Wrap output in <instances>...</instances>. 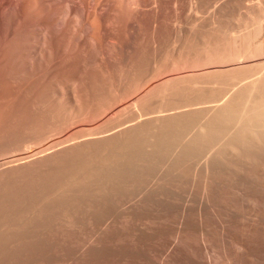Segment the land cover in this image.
Masks as SVG:
<instances>
[{
  "label": "rangeland",
  "instance_id": "obj_1",
  "mask_svg": "<svg viewBox=\"0 0 264 264\" xmlns=\"http://www.w3.org/2000/svg\"><path fill=\"white\" fill-rule=\"evenodd\" d=\"M206 1L201 0V2H202L201 3L200 0H198V1L197 0H96L95 3H93L92 0H0V159L3 158L0 160V163H1L0 164V264H160V263L161 264H209V263L210 264L211 263H214V264H230V263L231 264H264V229H263L264 228V226H263L264 225V217H262V216H264V211H263L264 206H262V205H264L262 203V202H264V194L261 193V195H260V193L258 194L255 191L256 190L255 189V183L256 184L259 183L258 178L260 176H261L260 177L261 179L259 178L260 183L264 184V176H263L264 175V171H263L264 168H262L264 166L261 164V163H263L264 159L262 160V157H260L262 161H260V162L258 161V162L261 164V166L259 165L257 167L256 164H259V163H256L257 162V160H256L257 156H254V158H255V161H254L252 153H250V151H249V153H248V151H246V150H248V148H247L248 146H246L248 144H247V140L246 139L243 140V138L247 137L248 133L245 134V133H243L244 131L242 130L243 131L242 133L245 134V136H243L238 132L240 135L237 134L236 137L240 136V137H237L240 139H239V141L238 140L234 141L236 143L238 141L240 144L244 143V145L242 144V147L244 146V150L246 152L243 151L242 153H240L242 150L240 152L238 151L241 149L240 144H239L240 148H239L238 144H237L238 146L236 147L234 145L235 143H232L234 146L231 145L229 148H227L228 147L227 146L228 144H227L226 145L227 147H225V148H227L226 154H228L227 155L228 158L224 154L223 159H225V157H226L228 159V161L230 160L232 162L231 159H233L234 161H237V159H234L233 157L236 154H237V156H239L238 153H240V156H242V158H243V155H244L243 153H245V155H247L248 159H250L249 157L252 155L253 160L251 159V162L248 160L249 161L248 162L245 158V155H244L245 159L244 158L243 159L241 158V159H242V161H244V160H246V161L240 162L241 160L237 157L238 160H240L239 163L241 165V169L243 168V163H244V169H242V170H244V172L242 173L241 170L237 171L238 167H239L238 169H240V165L238 164L239 166L237 168L235 167L236 170L233 169L236 172V174L234 171L229 173L227 175V180H226V183L224 185L221 184V181H220L221 176H220L218 170H216V168H215V172H214V170L206 172V170H204V168H202V167H201L202 169H200L199 166L200 165L202 166L201 161L204 160L203 159L204 157L202 158L200 156V158H202V159L199 160L200 161L199 164L195 163V160L197 158L196 159L192 158L194 160V161L192 160V167L194 166L193 168H195L196 165L197 166L199 165L198 166L199 168L197 167L194 169V171H196V172H193V170H192L193 168L190 165L191 159L187 160V158H189V157L191 158V156H190L191 153L188 152L189 150H187V152H186V153L190 154V155H188L189 157H186V155L184 154L185 152L183 151V155L185 157L183 155H181L182 158H180V159L177 158L181 154V153H178L179 148L176 151L177 153L173 150V153L175 152L177 157L174 156L175 154L172 155L171 156L172 158L175 157L173 159V162H172V160H170L172 158L169 157L170 153H168V154L166 153L165 155L163 154V153H165L163 150L166 149V147H167L165 145L166 147L165 148L163 147L164 149L162 148L159 150V151H161V150L163 151L162 153H160L161 154L160 158L159 159L156 158L157 154H159L157 149H158V147L162 146V145H159V142H160V144H163L161 142L167 140V139H164V140L160 139V141H157L155 139V137L156 136L158 137L159 135H161V136H159V138L160 137L163 138L164 134L160 133L158 135L159 132L156 133V130H155V133L157 135L151 134L152 131H150L149 127H148V130L151 133H149V131H147V132L150 134V136L146 131H145V134L147 133L148 136H146V135L144 136L146 139H150L149 137H151V139H152V136L156 135L153 137V140L154 141L156 140L157 144H158L157 146H156V143L154 144L156 147L153 146V143H151L153 140L152 141L150 140L151 141V142H149L150 144L148 142H145L147 145L148 144L152 145V147L155 149V155L156 156L153 157L154 156L153 155L152 159H151V157L148 159V156H150L149 153H154V150H153V148H151V146L149 147L145 143H142L144 141L143 139H145V138L143 137V139H142V137H141L142 142L140 143V145L138 144L139 142L136 143V145L137 144L139 145L138 148L141 147V145L143 144V145H145V147H148V150L149 149L153 150V151L151 150V152H149V153H147L148 151H146L145 153L148 154V156H147L144 153V151L142 150L143 148L141 147L142 148L141 149L142 154L140 155V157H142V155L144 156V154H145L146 156H144L143 158L147 157V160H140L142 158L137 160L138 158H136V159L133 158V157H135V155L137 156V151H138V148H137L136 153H134L135 151L132 150L133 149L132 147L135 145V143L131 139L127 138L126 132L122 133V131H119L116 133V130L118 131L117 128L120 129L121 127L124 126L122 122L125 121V123H127V122L135 119V118L130 119L131 117H136V118L138 117V119L140 117H142V118L144 117L145 120L142 119L144 121H147L146 120L147 116H148L147 117L148 121L149 120L150 121H156L157 119H160V118H155V117L159 116L158 113H160V111H159V110H161L160 107L161 108L164 107L163 105L165 103H166L165 106L168 105V103H169L170 106H167V108L171 107L170 110L173 107H176V108H174V109H176V111H177V109H180L178 111H181L182 108H184V106H185L184 104L190 103V105H192V107H194L195 109L191 108L192 110H190V105L185 106L187 111H189V110L191 111V112L189 111L187 113H189V115L191 117L194 116L192 118H195V113H197L196 116L201 117L203 115L202 112L204 113V111L199 110V108H198V110H196V107H198V104L199 105L202 104V102L199 103L201 100L200 96L202 97L203 101H204V98H207V99L209 98V100L206 99L204 101L205 104H208L210 102L212 104L213 102L210 101V100H212L211 98H214V100H215V97H217L215 95L216 93H214V92H217L218 96H220L222 93V96H220L218 98H221L223 96L225 98L226 97L225 94H227L226 90L228 89V87L231 86V84L233 85V83H234V85L237 86L236 83L238 80L240 81L239 82L240 86H238V87L239 88L241 87V89H239L238 87H237L238 89H236L235 88L236 86H234V88H235L234 93H236V94H233L232 97H234V98H230L231 99L230 103L232 105H233V103H234V105H236L237 103H240L238 101H240V97L242 95L241 93H243V91L245 89V87L241 86L242 85L241 83L243 82L242 80H244V81L246 80L245 75L248 76L247 79L250 78L249 75H250V73H252L250 71L253 70V67L251 68L250 66H248V67L242 66L243 71L241 70V68L239 69V67L238 68H232V69L229 68L231 71V72H229V69L226 68L227 67L226 65L232 61L231 59L233 58L235 52H239L241 50L242 51H257L254 47L256 40L261 38L263 36L262 34L264 33V28L261 26V25L264 26V10H262V9H264V6H263L264 0H259L260 3L257 2L258 0H252L251 5L252 4L255 5L257 2L258 6L255 5L257 7V9L255 8V6L252 7V10L250 9V11H249L250 13H248L249 17L247 16L248 18L244 17L241 14L243 12L240 13V11H244L245 8H243V6H246L247 3H248L247 5H250L249 3L251 0H249V2H246L248 0H242L240 2H238V0H233V2H232V0H230V1L229 0H218V1L217 0H206ZM220 1H226V2L222 3ZM254 1H256V2H254ZM197 2H199V3H197ZM210 2L211 3L213 2V3L211 4ZM234 2H235V4H233ZM241 2H244V3H241ZM226 3L228 6L230 4V6H232L233 8L231 9L230 6L228 7L226 5ZM261 3H262V5H261ZM131 4H133V5H131ZM203 4H206V5L203 6ZM222 4H224V5L222 6ZM237 5H239V6L237 7ZM260 5L263 6L262 9H261ZM235 6L237 9L235 8ZM195 7H197V9H194ZM222 7L223 8L226 7V10L225 9L223 10ZM217 8H219V9H217ZM228 9H229V12H227ZM254 9H256L257 12ZM258 9L259 10L261 9L262 11L261 10L259 11ZM221 10L223 13L221 12ZM251 11L253 13H251ZM191 13H192V15H191ZM219 13H221V15ZM236 13H239V15L241 17H237L239 15ZM75 14L77 16H75ZM229 15L231 16L230 18L234 17V19H236L235 23H234V21H232V19L227 18V17H229ZM252 15H254V16L256 15V16L253 17ZM214 16H218V18L223 17L226 21L223 18L222 19L224 20V22L222 19L221 20L220 19L215 20L216 18ZM82 18H84V19H82ZM249 18H251V19L249 20ZM61 19H62V21H61ZM207 19H209V20H207ZM237 19H240V20H238L240 23L237 21ZM227 20H230L231 22H229V21L228 22L232 23L233 25L229 24L227 22ZM192 21L194 24H191ZM207 21H209V22H207ZM255 21H257V23H255ZM85 22H87L89 25L92 26V27L90 26L91 29L87 28V26H89V25H86ZM246 22L247 23L249 22L248 23L249 25ZM251 22L254 25L251 24ZM209 23H210V25H209ZM223 23L226 25L228 23L229 25H227V26H229V27L227 28V26H225ZM202 24H204V25H202ZM235 24H236V26H235ZM221 25H222V27H221ZM237 25H239V26H237ZM214 26H217V27H214ZM218 26H220V27H218ZM242 26H246L247 27L246 30L248 32L243 31ZM45 27L47 29L46 30L47 32L49 30H52V29L58 30V31L54 32L53 37L50 41V45H53V46H51L53 51H49V53L51 55L49 53L47 54L48 51H46V46H47L46 34H47V32L44 29ZM188 27H189V29H192V30H187ZM215 28H216V30H215ZM230 28H232L233 31ZM193 29H195L194 32H193ZM208 29H210V30H208ZM235 29H238V30L235 31ZM250 29H252V30H250ZM185 30H187L188 32H185ZM196 31H198V32H196ZM261 31H262V34L260 33ZM45 32H46V34H45ZM179 32H180V34H179ZM225 32H227V33L225 34ZM184 33H185V37H184ZM43 34H44L45 39L43 38ZM176 34L181 35L182 38L184 37V39H186V40H184L185 42L183 41V39L180 38L181 36L178 35L179 37H177ZM190 34L194 37H192ZM199 34H201L200 35L201 37L197 36ZM234 34H236V37ZM255 34H256V36H255ZM230 35H233V37L230 38ZM240 35H241V37H240ZM198 37H200L203 41H205L204 42L205 44L202 43L203 41ZM206 37H207V40H205ZM215 37L217 38V40H215L216 39ZM176 38L181 39L183 42L181 40H176ZM236 38L238 39V41ZM187 40L189 41V43ZM177 41H179L180 44L177 43ZM192 41H193V44H192ZM232 41H233V43H232ZM234 41L235 42L237 41V42L235 43ZM186 42H187V45H185ZM199 42L202 44H200ZM212 42H213V44H211ZM244 42H246V43L243 44ZM250 42L252 45L250 44ZM253 42H254V44H253ZM194 43H195V45H194ZM215 43H216V45H215ZM234 43H235V45H234ZM239 43L241 46L239 45ZM198 46L200 48L199 50H198ZM214 46H216V47H214ZM236 46H238V47H236ZM12 47H14V48H12ZM177 47H179V48H177ZM191 47H192V49H190ZM193 47H196V48H193ZM203 47L206 49H204ZM185 48H187V49L189 48L188 49L189 51L185 52L184 54H186V55L183 56V54H182L183 51L187 50ZM193 49H197L196 54L190 53L191 51L192 52L196 51V50L194 51ZM211 49H213V50H211ZM230 49L232 50L233 53L231 52ZM179 50L180 51L182 50V52H180ZM225 50L227 53H229L227 56L228 59L225 56V55H227ZM212 51H216V52H212ZM40 52H41V54H40ZM188 53H190V54H188ZM205 53H207V54H205ZM212 53H213V55H211ZM170 54H171V56H169ZM199 54H203V55L199 56ZM209 54H210V56H208ZM214 54H216L218 57ZM230 54H232V55L230 56ZM195 55L197 57H195ZM204 55L207 58H205ZM172 56H174V57H172ZM202 56H204V58ZM179 57L181 59H179ZM208 57H211V58L209 59ZM27 58H30V59L27 60ZM173 58H175L176 60ZM201 58H203V60ZM171 59H172V61H171ZM184 59H185V61H184ZM207 59L209 61H207ZM212 59H213V61H212ZM178 60L180 62H178ZM181 60L183 61V63ZM190 60H192V61H190ZM186 61H188L189 63H186ZM202 61H204V62H202ZM214 61H216L217 63ZM171 62L172 63L176 62L178 64L175 63V66H176L175 67ZM214 63L216 65H213ZM158 64H159V66L157 67ZM170 64L172 66H170ZM186 65L189 67L191 65V67L188 68ZM205 65H208V66L206 67ZM193 67H194V69H192ZM212 67L214 70L212 69ZM223 67H224V69H223ZM249 67L251 69L250 71H249ZM154 68L155 69L159 68V70L155 71ZM185 68H187V69H185ZM203 68L206 70H204ZM219 68H221V69H219ZM207 69H209V71ZM227 69H228V71H227ZM169 70H170V72H169ZM185 70L189 73H187ZM200 70H204V72L203 71L199 72ZM212 70H213V72L217 71V72H215L216 76H214V73L211 72ZM239 70H241L243 73ZM173 71H174V73H173ZM163 72H164V74H163ZM167 72L170 73V78L166 77V76H169V74L167 75ZM194 72L195 73L197 72V74H195ZM220 72H221V74H220ZM224 72L226 74L228 73V75L226 76V74H224V76H222ZM158 73H160L159 74L160 76L158 75ZM177 73L180 75H177ZM181 73H183V74H181ZM184 73H186V74H184ZM217 73L219 74V76L217 75ZM239 73L241 74V76H239L240 75ZM25 74L27 75V77ZM150 74L151 75L155 74L156 76L155 75L151 76ZM172 74H173V76H172L173 78L171 77ZM203 74H205V75H203ZM174 75H175V77L180 76L182 80L179 79L180 77L175 79ZM181 75H184V76L182 77ZM186 75H189L190 77L189 76L186 77ZM198 75H200V77ZM201 76L203 79H201ZM205 76H207V77L205 78ZM233 76H235V78H233ZM238 76H239V78H238ZM162 77L164 78L163 79L164 81L166 80V82H164L162 80ZM208 77H210V79ZM214 77H215V79L213 80ZM227 77L230 80H227ZM240 77H242L244 79L241 80ZM61 78H63V79H61ZM144 78H146V79H144ZM149 78H152V79L149 80ZM189 78L191 79V81ZM218 78H219V80H218ZM139 79H140V81H139ZM169 79L172 81H167ZM183 79L185 80L184 83L182 82V81H184ZM192 79H194V80H192ZM74 80H75V83H74ZM157 80H159L161 82L158 83L159 81H157ZM173 80L174 81L177 80V83L178 82L179 83L177 84L175 82L173 84L172 83ZM232 80H234L235 82ZM66 81L68 83H66ZM131 81H132V83H131ZM186 81H188V82H186ZM207 81H209V82H207ZM216 81H218V82H216ZM220 81H221V83H220ZM224 81L226 83L227 82L228 83L225 85ZM152 82H154V83H152ZM59 83H60V85H59ZM141 83H143V84H141ZM149 83H150V86H148ZM189 83L192 86H190ZM208 83H209V85H208ZM210 83L212 84V86ZM167 84H168V86H167ZM181 84L183 86L184 85L185 86L182 87ZM194 84L196 87H193ZM214 84H216L217 86H215ZM188 85L190 88L188 87ZM223 85H224V87H223ZM141 86H143V87L141 88ZM153 86H155V88ZM164 87L166 90L164 89ZM171 87H174V88H171ZM180 87H182V90H179ZM216 87H217V90H216ZM127 88H129V89H127ZM150 88H152V89H150ZM157 88H160L161 90L157 89ZM193 88H194V90L192 91ZM198 88H199V90H198ZM203 88L205 89L204 91H203ZM221 88H222V90H221ZM133 89H135V90H133ZM200 89H202V91ZM69 90H71V91H69ZM149 90H154V91L150 92ZM169 90L172 91L173 94H175V93L178 94L180 98H178V95L176 97V94L170 96V94H168V93L172 94V92H169ZM206 90H208L207 92H210V91H213V92H210L207 94ZM219 90H221V91H219ZM237 90L239 92L241 90H243L242 92H240L241 95L239 94V96H238ZM197 91H200L201 93H199ZM146 92H148L149 95ZM164 92H166V94ZM184 92H185V94H184ZM194 92H196V93H194ZM192 93H194V95H193L194 98L192 95H190ZM212 93L215 96H212ZM198 94H199V96H198ZM143 95H145V96H143ZM185 95L187 96L186 98H190L192 96V98L194 99L195 102L192 100V98H190L189 101L187 99H184V100H187L186 103H184L185 101L182 100V98H185L184 97ZM139 96H141V97H139ZM146 96H147V98L148 97L149 98L147 99ZM154 96H155V100L157 98L156 101L154 99L151 100V98H154ZM172 96H173V99H172ZM121 97H123V98H121ZM129 97L131 99H129ZM140 98L141 99L144 98V99L141 100ZM158 98H159V101H158ZM170 98H171V100H170ZM176 98H177V100H176ZM197 98H199L200 100H198ZM218 98H216L215 103H220L221 101H223V99L221 100ZM235 98H236V100L238 99L236 104H235V100H234V102L232 101ZM78 99H80V100H78ZM195 99L199 101V102L197 101L198 104H195L197 106L192 104V103H197ZM217 99L221 100V101L218 102ZM127 100H129V102ZM147 100L148 101L150 100L149 101L150 104L147 103L148 102ZM168 100L171 102H168ZM172 100L174 103L172 102ZM125 101H127L128 103L127 102L125 103ZM140 101H142V102H140ZM153 101H154V103H153ZM178 101H180V103H182L183 106L181 104L176 105L179 103ZM207 101H209V102L207 103ZM93 102H95V103H93ZM116 102L119 105H117ZM157 102H159L158 105H157ZM160 102H162L164 104H161ZM79 103H80V105H78ZM140 103L144 106H141ZM120 104H121V106H120ZM173 104L176 106H174ZM227 104H225L224 106L226 107ZM229 104H228V106H229ZM105 105H108V106H105ZM127 105H128V107H131V109H128ZM138 105H140V107ZM102 106L106 107V108H104L105 111L106 110L110 111L111 109L112 110L110 112L106 111L107 115L105 116L106 113L104 111H102L103 110ZM123 106L126 108H124ZM228 106H227V108H228ZM118 107H120V108H118ZM133 107H134V109H135V107L139 108L141 113H139V109H135L136 110L135 111L133 109ZM229 107H230L229 110L232 111V109H231L232 106H229ZM113 108H114V114H113ZM145 108L147 109L146 112H144ZM164 108H166V107H164ZM164 108H162L163 109V113L161 112L162 114L165 113ZM150 109H152V111ZM184 109H183V113H186V112H184ZM78 110H80V111H78ZM93 110H94V112H93ZM118 110L120 111V114H119L120 117H118V112H119ZM129 110L131 111L130 113H129ZM149 110H150V112H149ZM166 110H169V108ZM193 110L194 111L196 110L199 113L201 111L202 115L200 114L201 115L200 116L198 112H196V111L194 112ZM224 110L226 113H230V111H228V109L225 108ZM122 111H124L125 114ZM171 111L175 112L173 110H171ZM171 111H170V113H172ZM65 112H66V114H65ZM166 112L168 113V111H166ZM138 113L141 114V116ZM183 113L181 112V113H178L179 115L178 114H176V115L180 116ZM115 114L117 117L115 116ZM131 114L133 116H131ZM134 114H136V115L138 114V116H134ZM108 115L110 117H108ZM149 115H150V119H149ZM152 115H154V116L152 117ZM186 115H188V114H186ZM99 116H101V117L104 116V117L100 119ZM178 116H176L174 118H173V116H169V117L170 118L172 117L173 119H176V118L178 119L179 118ZM183 116H180V117H183ZM185 116H184V118H185ZM169 117L162 118V120L163 119L164 120L161 121V123L159 122L160 120H157V122H159V123H157L158 126L161 124L160 132L164 131L163 133H165V130L169 127V126H165V125H167V123L172 124V121L170 120ZM151 118H152V120H151ZM153 118H155L156 120ZM213 118H216V117H211V119H213ZM96 119L99 121H97ZM107 119H109V120L111 119L110 122ZM165 119L170 120V122L168 120H167L168 122H166ZM187 119H188L187 121H189V118H187ZM195 119H198V117ZM137 120H134L132 122L133 123L135 122V125H136ZM182 120L183 119L181 118V121ZM184 120H186V118ZM210 120H208V125H206L208 130H207L206 126H205L206 129H203L204 127H200L202 129V131H200L202 134H204L203 132H205V134H207V132H209V129H210L211 133L214 132V134H217V132L215 131L216 129L214 127L218 128L217 127L218 121H217V119L216 120L213 119L215 122H217V123H213L214 121L213 120L210 121ZM90 121L91 122L95 121V123L97 122L96 123L97 127L95 126L94 122H93L94 123L93 124V123H90ZM100 121L102 122V124ZM144 121H142V122L144 123ZM175 121L177 123L176 125L181 124L183 126V124L179 122L180 119H179V121L178 120H175ZM175 121H173V125H174ZM187 121H183V122L186 123ZM190 121H189L190 128L193 129V127H191L192 122L190 123ZM196 121L198 122L199 120H196ZM79 122L84 127L85 126H87V127L84 128L83 126H80V124H79V126L81 127V128L79 127L80 128L79 130H78V127H75V129L72 130L73 126L74 125L77 126L78 125L77 123H79ZM83 122L86 124H84ZM195 122L192 123V126L194 124H196L195 125V127H196L197 123H195ZM138 123L141 124L140 120ZM151 123H148V124H151ZM154 123H156V122H153L152 124H154ZM163 123H166V124H163ZM90 124H91V127H92V124H93V126H95V127H93L94 130H92L93 128L92 129L90 128ZM103 124H105V125H103ZM127 124H130V122ZM127 124H125V125H127ZM139 124H138V126H141V127L143 126V124L142 125H139ZM148 124H147V122L144 123L143 127L149 126ZM152 124H151L150 128L152 127ZM187 124H188V122L186 123L185 126L189 127V126H187ZM108 125L110 126V128ZM121 125H123V126H121ZM176 125H175V128L173 127L174 132H176V130H175L176 128L180 127V126H176ZM107 126H108V128H107ZM118 126H121V127H118ZM138 126L136 125L134 127L137 128V130L140 128L141 132H143L141 127H138ZM171 126L168 128L169 130L172 129ZM185 126H183V128L180 127L183 129V130L181 129L182 133H183L184 129H186L185 133L189 129V128H186ZM212 126L215 130L212 129ZM98 127L99 128L101 127V128L99 129ZM134 127L132 129H134ZM153 127L151 128V130L156 129L155 127H157V126H155L154 128ZM162 127H164V128L167 127V128L163 129ZM76 128H77V130H76ZM87 128L90 129V131H88ZM96 128H98L100 130V132H99V130H97V132H96V130H95ZM180 128H179V130H180ZM196 128H198V130H195V128H194L193 132H191V129H190V132L192 134L190 132L187 133V135L190 134L191 140H193L192 138L196 137L193 141L190 142L191 144H193L192 142H194L198 137H200V134H201V133H199L200 128L199 127H196ZM65 129L68 130V132ZM85 129H87V130H85ZM109 129H110V131H109ZM143 129L145 130V128H143ZM159 129H160V127H158V130ZM70 130H71V132H70ZM129 130L133 131L131 129H127L128 132H129ZM137 130L134 129V131H136V134L133 132L134 136L135 135L136 136L141 135V134H137ZM211 130H214V131H211ZM65 131H66V133L64 134ZM177 131H178V129H177ZM194 131L196 132V134L199 133V136H194L195 135ZM217 131H218V129H217ZM141 132H139V133H141ZM169 132L170 131L166 132L167 135ZM174 132L171 134L176 135V133H174ZM178 132L177 133L180 136L176 135V137L178 136L177 139L179 141H182V139L184 138L185 135H182V133H180V131H178ZM210 132L208 133L209 136L211 134ZM245 132H247V131H245ZM76 133H78V134H76ZM100 133H104V134L100 135ZM115 133L118 134L120 137L118 135L116 137ZM119 133L121 135H123V134L126 135V136H124L125 140H126V138L131 140L130 145L132 144L131 142L134 143V145L132 144L133 145L132 147L127 146L129 143L126 144V147H125L124 142L125 143L129 142V140L128 141L124 140V142L122 141L124 148H127V149L130 148V150L133 151V153H132L133 157H129V156H131V154L128 155L129 153L126 151L127 149L125 150L122 146H119V145H122L121 144L122 142L119 144H118V142H119V140H122L121 138H123V136H121ZM129 133L131 134L132 132H129ZM185 133H183V134H185ZM143 134H144V132H143ZM214 134H211V135H213V138H214ZM218 134H217V136L215 135L214 140H216V137H218ZM72 135H75L76 138H74V136H72ZM92 135H93V138L88 139V138H91ZM94 135H97L96 139H95ZM102 135H104L106 137H104ZM112 135H113V137H112ZM167 135H165V137L169 136V135L168 136ZM175 135L171 136L172 139ZM99 136L103 137V138H100ZM128 136L130 137V135H128ZM209 136L207 137L208 139H209ZM241 136H243V138ZM53 137H55V138H53ZM86 137H88V138H86ZM132 137L133 136H131L130 138H132ZM171 137H170V139H171ZM179 137L182 139L180 140ZM109 138L110 139L116 138V141H118V142L115 144V140L113 139V141H112V139L110 140ZM117 138H120V139L117 140ZM133 138L134 139L138 138V136L133 137ZM186 138H188V137H186ZM186 138H184V139H186ZM200 138H198L199 139L198 141H200ZM204 138H205V136L202 138V141H200V142L205 141L207 143V145H208V143H211L212 149L213 148L216 149V145H215L216 143L213 144L214 145V147H213L212 142H210L209 140L207 142L206 141L207 138H206V140ZM241 138L243 141L240 142ZM80 139H83V140H80ZM101 139H105V141H106V139H107V141L109 139L108 142L111 144L106 143L104 140L101 141ZM184 139H183V143L186 144L185 142L187 141V139L186 140H184ZM91 140H92V142H91ZM96 140H97V142H96ZM135 140L137 141V139H135ZM139 140H140V138H139ZM174 140H176V138ZM174 140H173V143L172 142L171 143L177 146L179 141L174 142ZM210 140H211V137H210ZM47 141H48V143H47ZM73 141L75 144L73 143ZM145 141H149V140H145ZM189 141H190V139L187 142L188 144H190ZM100 142H102V143H100ZM104 142H105V144H104ZM200 142L199 143L197 142L198 145L200 144ZM40 143H42V144H40ZM181 143H179V145L177 146V147H180V149L184 146V144H182L180 146ZM206 143H204L205 145L204 144H202V145L207 146ZM245 143H246V145H245ZM28 144L30 146H28ZM83 144H84V146H83ZM88 144L92 145V147ZM98 144H100V145H98ZM112 144H114V145H112ZM188 144L185 145L188 147V148L186 147V149H189L190 145L188 146ZM194 144L196 146V142H194ZM229 144H231V142ZM169 145H170V142H169ZM174 145H173V147H174ZM85 146H88L91 149L88 147H85ZM108 146H110V147H108ZM113 146H114V148L116 147L115 150H114V148H112ZM117 146H118V148H122V150L124 149L123 151H126L128 153V154L126 153V155H128V156H126V158L129 157L133 161L135 159L134 163L139 162L138 167H137V165L135 167L134 166L135 164L131 163L132 161L130 159H128V161H130V163L133 164V166L131 165V167L137 168L135 170L138 173H139V171H141L143 169V168H141L139 170V165L143 164L145 161H148L151 159L152 161L150 160L149 163L145 162V164L147 163V165H151L153 167H154V165H157L156 166V172H153V173H156V174H154L155 176L150 177V175H152V174H150L149 171L146 170L148 167L144 168L145 169V170L143 169L144 170L143 172L145 173L144 176L147 177L146 173L148 172V178H150V181L149 180L146 181L145 180L146 178H144L143 175H141V173H142L141 172L140 175L139 174L138 175L141 176L142 178L140 177L141 180H139L138 182L136 181L137 182L136 183L135 178L138 175H137V173L133 174L134 170L131 171L130 169H132V168H129V170L132 172L131 175H134V176H129L130 172L127 175L129 177L134 178L133 180L130 178L131 181L129 182V179H128L129 177L125 173L124 174L119 173V175H118V173L115 174L116 176L118 175L117 177L121 178L122 181L124 180L123 184H122L121 180H118L119 178L114 179V177H116L114 175V173L117 171V169L122 170V172H123L125 169H127L128 164H129L127 159L124 157L125 154L123 152H122L123 153L122 157H124V159H125V160L123 159V161H125L124 164H127V165H124L126 168L123 167V165H122L123 163L120 164L121 162H123V161H121L122 159L121 160L119 159L121 161L120 162L118 160V158H116L117 161H119L120 163H118L116 161V159L114 160V157H116V156L117 157L119 156L121 158V155H119L120 153H118V151L121 152L122 150L121 149L118 150ZM232 146H233V149L235 147L237 148V150H236V148L234 149V151L235 150L237 151V152L235 151L236 154L233 151V149L231 151L229 150L230 148H232ZM29 147L32 148L33 150L32 149L29 150ZM34 147H35V149H34ZM53 147H54V149H53ZM100 147H103V148H100ZM105 147H106V149H104ZM136 147L137 146H135L134 148H136ZM145 147H144V150H147V149H145ZM80 148H84V150L82 149V151H81ZM108 148H110V149H108ZM168 148L169 149L171 148L170 151H171V154H173L172 153V146L171 147L169 146ZM195 148L196 147H192L193 150H195ZM197 148H199V146H197ZM111 149L116 151V152H113V150H112L111 154H114V153L117 154L118 153V155H115V156L111 155V157H110V155H109L110 153H108V151L111 152L110 151ZM199 149H198V151H199ZM206 149L207 148L205 147V149H203V150H206ZM212 149L209 150V148H208L207 149L208 153H207V151H206V153L210 155V154H213L214 152H216V151H214L215 149H213V152L211 153ZM23 150H25L24 157L17 158V160L13 159L16 153L21 152ZM85 150L87 151V154L89 152L90 155H91V152L95 151L92 154H95L98 157H95L94 155L90 156L89 154L88 155L85 154L86 153ZM104 150L108 154H106V157L104 156L105 155L104 154L103 155L104 159H103L102 154L105 152H100V151H104ZM96 151L98 154L96 153ZM165 151H167V150H165ZM232 151L234 153H232ZM129 152H131V151H129ZM200 152H204V151L201 150ZM200 152L197 153L198 158H199ZM138 153L140 154V152H138ZM193 153H192V155H193ZM230 153L232 154L230 156V157H232L231 159L229 158ZM246 153H248V154H246ZM8 154H10V156H12V157L10 158V156ZM233 154H234V156H233ZM249 154H251V155L249 156ZM163 155L165 157L164 162L166 161V157H168L170 159L166 162L168 163L171 161L172 165H170L171 163L166 164V162L164 164H162V166L160 165L162 162L160 159H161V156L163 157ZM166 155H168V156H166ZM216 155H218V154H216ZM8 156H9V158H8ZM86 156H88L90 158V160H88V158ZM100 156H101V158H100ZM84 157L86 159H84ZM107 157H109V158H107ZM157 157H159V155ZM154 158H156V159H154ZM176 158H177V160H176ZM235 158H236V156H235ZM257 158H259V157H257ZM82 159L87 160V162H85ZM91 159L94 160V163H95V161H97L95 159H100V161H98L96 166L100 165L98 167H102L100 170L104 176V179H103V177H101L102 174L100 171L96 172V169H95L96 166L92 170H90L91 169L90 166L91 167L94 166V165H92L93 162H91V161H93V160H91ZM178 159L180 160V163H178V165L175 166L177 168L176 169L175 167H172V166L175 165L174 160L176 161V163H177V161L179 162ZM182 159H183V161H181ZM104 160L106 162H104ZM111 160H113V161H111ZM155 160H156L157 164L155 162H153ZM162 160H163V158H162ZM258 160H260V159H258ZM3 161L5 163H2ZM17 161H18V163H17ZM159 161H160V163H158ZM184 161L187 162V164ZM234 161H233V163H234ZM84 162L86 164H84ZM114 162H115V165H118L119 167L122 165L123 168L121 169V168H117V166H115V165L113 166ZM126 162H128V163H126ZM152 162L155 164L153 165ZM182 162H184L188 166L183 167ZM193 162L196 165H193L194 164ZM196 162H198V159L196 160ZM81 163L84 165H82ZM102 163L103 164L105 163L104 164L105 166H108V165H106V163L107 164L109 163L110 166L112 164V166H111L112 168L107 167L106 169L108 171V169L111 168L110 172L114 171V173H112L114 176L111 175L110 172H106V169L104 168L105 166H103ZM233 163L231 164V167H234L235 165L237 166L238 161H237V163L235 162V165ZM245 163H246L248 168H246ZM158 164L160 165V167L167 165V166H164L162 168V170H164V172L160 171V173H158V174H161V172H162L163 176H160L157 174V172H158L157 169L161 170V169H159L160 167L158 168V166H159ZM179 164H181L180 166L183 167L182 169H179V168H181L179 166ZM143 165L141 167H143ZM168 165L171 166V167H169L170 169L168 168ZM228 165H229V163H228ZM232 165H234V166H232ZM189 166L191 167V169ZM249 166L255 167L257 172H258L259 168L260 169L262 168L263 170L262 169H261L262 171L259 170V173H260L259 174V173L255 172V169L253 167H249ZM113 167H115L116 170H115V168L113 170ZM153 167H151V168H153ZM185 167L188 169H186ZM103 168L105 169V173H110L108 175L109 176L111 175L112 177L109 178V176L107 175L108 177H106V179H105V175H104L105 173H103V171H102ZM151 168H149V170ZM257 168H258V170H257ZM251 169L255 173H253V171ZM93 170H95V172ZM152 170H155V168ZM152 170L150 172H152ZM169 170H171V171H169ZM172 170H174V171L172 172ZM181 170H184V172H182ZM127 171H128V169H127ZM127 171H126V173H127ZM165 171L166 172L168 171L167 175H170V176H167ZM190 171L193 172V174L195 173L194 174L195 177L193 175H192V177H194L196 180L195 179L193 180V178H191L192 173H188ZM199 171H201V173ZM169 172H172L171 174L173 175L171 179H169L171 177V174H168ZM211 172L214 174V177H217V178L213 179V174ZM246 172H248L249 174L248 173L246 174ZM173 173L175 175H177V178L175 177L176 179L173 178L174 177ZM198 173H200V174H198ZM232 173H233V177L236 176L235 178L232 177ZM252 173L254 176L252 175ZM99 174H100V176H99ZM180 174L185 176V177L183 176V178L181 179L182 181L179 178V176H182ZM240 174L242 176H240ZM124 175H126V177L128 179L127 182H125L126 177ZM135 175H137V176L135 177ZM164 175H166V176H164ZM187 175L192 180L189 179L187 177ZM205 175L206 176L209 175V176L206 177L208 180L206 179L204 181L203 178H205ZM246 175H247V177H246ZM248 175L250 177H248ZM97 176L99 178H97ZM157 176L158 177L159 176L164 177V179L163 178L160 179L164 182H161L160 180H158L159 178ZM100 177H101V179H100ZM199 177H200V179H199ZM238 177H240V179ZM242 177H244L246 179L244 180V178H242ZM255 177L256 178L258 177V178L256 179V181L253 180L254 181V184H253L252 178L255 179ZM143 178H144V180H143ZM152 178H153V180L156 179L159 181L158 185L162 186V189H161V187L159 189L158 188L159 186L155 185L158 181L156 183H154V181H151ZM247 178H248V180H247ZM109 179H112V180H109ZM172 179H174L173 182H175V183H170V182H172ZM241 179L244 181H241ZM137 180H138V178H137ZM168 180H170V181H168ZM177 180L179 181V183H177ZM210 180H212V181H210ZM238 180L240 183L238 182ZM246 180L248 182H251L253 185L251 183H248V184L246 183L248 185L249 191L246 195H244L245 197L240 196V195L239 196L238 195L231 196L233 194L231 192H229L230 189L234 188V187H240L241 185L239 186V184H241L242 182H243V184H242L243 186H247L246 184H244L246 182ZM145 181H146V183H145ZM190 181L191 182L194 181V182L190 183ZM216 181L218 183H216ZM229 182L231 185L229 184ZM120 183H121L122 187L120 186ZM134 183L136 184V189L134 187L135 185H132ZM148 183H151L150 184L151 186L148 185ZM163 183L166 185V187H165V185L163 187V185H162ZM127 184H131V186H129ZM146 184L151 189V192L153 190H155V191H153V193H151L149 191V189L146 187ZM170 184L172 187L170 186ZM216 184H218V185H216ZM235 184H236V186H235ZM250 184L252 187H250ZM123 185L124 186L127 185V187L129 189L131 188L130 190H132L134 188V190H136L138 192L137 193L138 195L141 192L143 194L141 193L142 195H140V196L135 195L134 194L135 191H133V190H132L133 192L131 191L133 194H130L129 189H127V187L124 188ZM203 185H204V187H203ZM229 185H230V187L231 186L232 187L229 188ZM140 186H141V188H142V186L145 187L144 191H146V195H144L145 192H143V189L140 192L138 191ZM119 187H121V188H119ZM167 187H169L168 190H167ZM221 188H223V189H221ZM118 189L119 190L123 189L124 191L127 190L126 193L128 192V194L125 195L126 193L123 190H122V193L119 194L121 192V190L119 191ZM163 189H165L167 191H165ZM225 189H227V190H225ZM156 190H157V192L158 191L159 192L157 193ZM116 191L118 194L112 193V192H116ZM163 191L165 192V194L163 193L164 195L162 194ZM168 191L177 192V194L175 193L177 196H175L174 193L169 192L171 195L174 194L173 195L174 197L170 198L171 195L169 196ZM209 191H210V193H209ZM123 192L125 194H123ZM147 192H149L150 194H148ZM214 192H216L217 194L216 193L214 194ZM110 193H111V195H110ZM154 193H156V194L154 195ZM251 193H253V194H251ZM112 195H115L114 196L115 198H113ZM147 195L150 197L156 196V197H154V199L155 198L156 199L155 200L153 199L154 200L153 201L152 197L149 198ZM159 195H160V197H159ZM179 195H180V197H179ZM204 195H206V196H204ZM213 195L216 197H214ZM145 196H147V197H145ZM161 196H163L164 198L163 197L161 198ZM217 196L219 199H217ZM230 196L232 197L233 200L230 198ZM248 196L250 197V199ZM182 197H183V200L181 199ZM239 197H241V198H239ZM228 198H230L229 201H228ZM262 198H263V200H262ZM142 199H143V201H142ZM147 199H149V200H147ZM163 199H166V200L164 201ZM248 199H249V202H248ZM116 200H118V201H116ZM242 200H244V202L247 201L245 203L246 206L244 205V202ZM251 200L254 201V203ZM147 201H148V203H147ZM259 201H260V204H259ZM115 202H117V203H115ZM142 202H144V203H142ZM241 202H242V204H241ZM111 203H112V205H111ZM203 203H206V204L208 203L207 204L208 206L203 204ZM171 204H172V206H171ZM230 204H231V208H230V206H228ZM247 204H249V206ZM258 204L260 206H262L263 209ZM187 205H188V207H186ZM225 205H226V207H225ZM251 205H252V207H251ZM112 206H114V207H112ZM121 206L124 208L123 210H122ZM202 206H204L205 208ZM206 206H207V208H206ZM117 207H119V209ZM189 207H190V209H189ZM232 207H234V209ZM243 207H244V209H243ZM183 208H184V210H183ZM187 208L189 209L188 211H187ZM227 208H228V210H227ZM254 208H255V210H254ZM238 209L240 211H237ZM180 210H181V213H180ZM198 210H200V211H198ZM246 210L248 211L247 213H246ZM254 212H255V214H254ZM187 213H188V215H187ZM235 213L236 214L239 213L240 215L237 214L238 216H236ZM204 214H206V215H204ZM249 214L252 216H250ZM253 214H254V216L257 214V216L254 217ZM259 214L260 215L262 214V215L260 216ZM258 216L260 218H258ZM243 217H245V219ZM252 217H254L253 221H252ZM247 218H250V219H248V221H247ZM179 219H180L181 223H180ZM178 222H179V224H178ZM255 222H257V223L255 224ZM259 223H261V225ZM203 226H205V227H203ZM177 227H179V228H177ZM176 229H177V231H176ZM190 229H192V230H190ZM177 232H178V234H177ZM203 236H205L207 238H205ZM174 237H176L175 241L173 240ZM179 238H180V240H179ZM178 241H179V243H177ZM180 242H181V244H180ZM176 244H178L179 246Z\"/></svg>",
  "mask_w": 264,
  "mask_h": 264
},
{
  "label": "bare ground",
  "instance_id": "obj_2",
  "mask_svg": "<svg viewBox=\"0 0 264 264\" xmlns=\"http://www.w3.org/2000/svg\"><path fill=\"white\" fill-rule=\"evenodd\" d=\"M95 1H96V0H92L93 3H95ZM197 1H198V0H197ZM205 1H206V0H205ZM217 1H218V0H217ZM229 1H230V0H229ZM240 1H242V0H238V2H240ZM200 2H201V0H200ZM206 2H207V1H206ZM206 2H205V3H206ZM220 2L225 3L226 1H220ZM232 2H233V0H232ZM244 2H245V1H244ZM244 2H241V3H244ZM246 2H249V0L246 1ZM251 2H252V0H251L250 3H249L250 5H247V4H248V3H247L246 6H243V8H245L244 11H240V13L243 12V13H241V14H242L244 17H247V16L249 17L248 13H250V12H249L250 9L252 10V7H254L255 5L258 6V3H257V2H259V0H258L257 2L254 1V2H256V4H255V3H254L255 5L252 4L253 6L251 5ZM197 3H199V2H197ZM201 3H202V2H201ZM203 3H204V2H203ZM207 3H208V2H207ZM210 3H211V2H210ZM210 3H209V4H210ZM212 3H213V2H212ZM212 3H211V4H212ZM229 3H230V2H229ZM259 3H260V2H259ZM233 4H235V2H234ZM93 5H94V4H93ZM131 5H133V4H131ZM201 5H202V4H201ZM205 5H206V4H203V6H205ZM218 5H219V4H218ZM223 5H224V4H222V6H223ZM226 5H227V3H226ZM241 5H242V4H241ZM261 5H262V3H261ZM261 5H260V6H261ZM195 6H196V5H195ZM227 6H228V5H227ZM229 6H230V4H229ZM229 6H228V7H229ZM238 6H239V5H237V7H238ZM256 6H255V8L257 9ZM263 6H264V5H263ZM263 6H261V9L263 8ZM218 7H219V6H218ZM228 7H227V8H228ZM230 7H231V9L233 8L232 6H230ZM199 8H200V7H199ZM222 8H223V7H222ZM235 8H236V6H235ZM259 8H260V7H259ZM194 9H197V7H195ZM211 9H212V8H211ZM217 9H219V8H217ZM224 9L226 10V7L223 8V10H224ZM236 9H237V8H236ZM256 9H254V10L256 11ZM261 9H260V10H261ZM189 10H190V9H189ZM215 10H216V9H215ZM233 10H234V9H233ZM258 10H259V9H258ZM260 10H259V11H260ZM262 10H264V9H262ZM262 10H261V11H262ZM196 11H197V10H196ZM209 11H210V10H209ZM238 11H239V10H238ZM255 11H254V12H255ZM190 12H191V11H190ZM221 12H222V10H221ZM227 12H229V9L227 10ZM230 12H231V11H230ZM235 12H236V11H235ZM256 12H257V11H256ZM195 13H196V12H195ZM222 13H223V12H222ZM251 13H253V12L251 11ZM259 13H260V12H259ZM262 13H263V12H262ZM197 14H198V13H197ZM217 14H218V13H217ZM219 14L221 15V13H219ZM236 14L239 15V13H236ZM191 15H192V13H191ZM250 15H251V14H250ZM75 16H77V15L75 14ZM81 16H82V15H81ZM225 16H226V15H225ZM227 16H228V15H227ZM243 16H242V17H243ZM252 16L255 17L256 15H255V16L252 15ZM214 17L216 18L215 20H217V19H218V20H219V19L221 20V19L223 18V17H222V18H218V16H214ZM230 17H231V16L229 15V17H227V18H230ZM237 17H241V16L239 15V16H237ZM248 17H247V18H248ZM258 17H259V16H258ZM258 17H257V18H258ZM259 18H260V17H259ZM82 19H84V18H82ZM209 19H210V18H209ZM209 19H207V20H209ZM223 19H224V18H223ZM223 19H222V20H223ZM230 19H232V21H234V23L236 22V21H235L236 19H234V17H233V18H230ZM250 19H251V18H249V20H250ZM252 19H253V18H252ZM211 20H212V19H211ZM224 20H225V19H224ZM224 20H223V22H224ZM238 20H240V19H237V21H238ZM245 20H246V19H245ZM247 20H248V19H247ZM257 20H258V19H257ZM262 20H263V19H262ZM61 21H62V19H61ZM225 21H226V20H225ZM228 21L231 22L230 20H227V22H228ZM242 21H243V20H242ZM252 21H253V20H252ZM80 22H81V21H80ZM207 22H209V21H207ZM215 22H216V21H215ZM215 22H214V23H215ZM229 22H228V23H229ZM238 22H239V21H238ZM238 22H237V23H238ZM253 22H254V21H253ZM262 22H263V21H262ZM64 23H65V22H64ZM85 23H86V25H89L87 22H85ZM95 23H96V22H95ZM221 23H222V22H221ZM228 23H227V25H229V24L233 25L232 23H229V24H228ZM239 23H240V22H239ZM244 23H245V22H244ZM244 23H243V24H244ZM246 23H247V22H246ZM248 23H249V22H248ZM248 23H247V24H248ZM255 23H257V21H255ZM60 24H61V23H60ZM62 24H63V23H62ZM191 24H194L193 21H192ZM195 24H196V23H195ZM205 24H206V23H205ZM211 24H212V23H211ZM215 24H216V23H215ZM215 24H214V25H215ZM218 24H219V23H218ZM223 24H224V23H223ZM251 24H253V23L251 22ZM202 25H204V24H202ZM206 25H207V24H206ZM209 25H210V23H209ZM209 25H208V26H209ZM224 25L227 26L226 24H224ZM240 25H241V24H240ZM245 25H246V24H245ZM248 25H249V24H248ZM248 25H247V26H248ZM253 25H254V24H253ZM258 25H259V24H258ZM34 26H35V25H34ZM90 26H91V25L87 26V28H90ZM190 26H191V25H190ZM235 26H236V24H235ZM237 26H239V25H237ZM261 26L264 28L263 25H261ZM46 27H47V26H46ZM46 27L44 28L45 31L47 30ZM81 27H82V26H81ZM91 27H92V26H91ZM180 27H181V26H180ZM196 27H197V26H196ZM200 27H201V26H200ZM204 27H205V26H204ZM206 27H207V26H206ZM214 27H217V26H214ZM218 27H220V26H218ZM221 27H222V25H221ZM228 27H229V26H227V28H228ZM240 27H241V26H240ZM253 27H254V26H253ZM255 27H256V26H255ZM262 27H261V28H262ZM194 28H195V27H194ZM201 28H202V27H201ZM234 28H235V27H234ZM234 28H233V29H234ZM246 28H247L246 26H242V30H243V31H247ZM256 28H257V27H256ZM90 29H91V28H90ZM186 29H187V28H186ZM202 29H203V28H202ZM210 29H211V28H210ZM210 29H208V30H210ZM230 29L232 30V28H230ZM187 30H192V29H189V27H188ZM187 30H185V32H188ZM194 30H195V29H193V32H194ZM199 30H200V29H199ZM205 30H206V29H205ZM215 30H216V28H215ZM221 30H222V29H221ZM236 30H238V29H235V31H236ZM239 30H240V29H239ZM242 30H241V31H242ZM250 30H252V29H250ZM250 30H249V31H250ZM255 30H256V29H255ZM258 30H259V29H258ZM260 30H261V29H260ZM55 31H58V30L52 29V30H49L48 32L46 31L47 34H46V32H45V34H46V39H47V43H46V44H47V46H46V51H48L47 54L49 53V51H53V49H52V47H51V46H53V45H50V41H51V39H52L53 34H54ZM201 31H202V30H201ZM229 31H230V30H229ZM232 31H233V30H232ZM80 32H81V31H80ZM183 32H184V31H183ZM190 32H191V31H190ZM196 32H198V31H196ZM206 32H207V31H206ZM247 32H248V31H247ZM191 33H192V32H191ZM207 33H208V32H207ZM214 33H215V32H214ZM226 33H227V32H225V34H226ZM236 33H237V32H236ZM242 33H243V32H242ZM260 33L262 34V31H261ZM81 34H82V33H81ZM179 34H180V32H179ZM179 34H178V35H179ZM187 34H188V33H187ZM239 34H240V33H239ZM176 35H177V34H176ZM178 35H177V37L181 36V35H179V36H178ZM188 35H189V34H188ZM190 35H191V34H190ZM200 35H201V34H199V35H197V36H200ZM203 35H204V34H203ZM234 35H235V37H236V34H234ZM245 35H246V34H245ZM250 35H251V34H250ZM262 35H263V36H262L261 38H259V37H260V36H259V37H258L259 39H257V38H256L257 40L255 39V40H256V43H255V46H254V47H255V49H256L257 51H242V50H241V51H239V52H235L233 58L231 59L232 61L229 62V64L226 65L227 67L225 66V67L228 68V69H229V68L232 69V68H238V67H239V69L241 68V70H242L243 67H246V66H247V67L250 66L251 68L253 67V70H251L250 67H249V71L251 70L250 72H252V73L249 72V73H250V75H249L250 78H249V79H247L248 76H246L245 74H244V75H245V79H246L245 81L242 80V79H244V78L240 77L241 80L243 81V82L241 83V84H242L241 86L245 87L244 91H243V90L240 91V92L243 91V93H241L242 95H241L240 92L237 90V92H238V96H239V94L241 95V97H240V101H238V102H240V103H237V100H238V99L236 100V98L232 100L233 102H234V100H235V104L237 103L236 105H234L233 102H232L233 105L230 103V100H231L230 98H234V97H232V96H233V94H236V93H234V92H235V88L238 89V88H239L238 86H240V85H239V82H240L239 80H238V81L236 80V81H237V83H236L237 86L234 85V83L232 82L233 85L231 84V86L228 87V89L226 90V93H227V94L224 93V94L226 95L225 98H224V96L221 97V98H218V97L222 96V93L220 92L221 95L219 94L220 96H218L217 92H214V93H216L215 95H216L217 97H215V100H214V98H211L212 100H210V101L213 102L212 104H211V102L208 103L209 101H207L208 104H205L204 101H205L207 98H204V101H203V99H202L201 96H200L201 100H200L199 98H197L198 100H200V102H199L198 100L195 99L196 102H197V101H198L199 103L202 102V104H200L201 106L198 104V102H197V103H192L193 105L198 104V107H196V110H198V108H199V110H203V111H204V113L202 112V114H203V115H202V114H201V111H200V113H199L198 111L195 110L196 112L199 113V115H200V114L202 115V116L200 115L201 117H199V116H196L197 113H195V118L198 117V119L192 118V117H194V116L191 117V116L189 115V113H187V112H189L190 110H192L191 108H194V107H192V105H190V103L184 104L185 106H189V105H190V110H189V111L186 110L185 106H184L185 109L182 108L181 111H178V110H180V109H177V111H176V109H174V108H176V107H173L171 110H173V111H175V112H172V111L170 110L171 107H168L169 110L172 112V113H170L169 110H166V109H168L167 106H170L169 103H168V105L165 106L166 103L164 104V103L160 102L161 104H164V105H163L164 107H166V108H164V107H162V108H164L166 111H168V113H167V112L164 110L165 113L162 114V113H163V109L160 107L161 105L159 106L160 109H161V110H159V111H160V113H161V112H162V113L160 114V113L157 112L159 116H158V117H155V118H160V119H157V120H160V121H159L160 123H161V121L164 120V119L162 120V118H166V117H169V116H173V118H174V117H176V116L179 115L178 113H181V112L183 113V109H184V112H186V113H183V114H181L180 116H183V115L185 116L186 114H188L189 116H188V115L185 116L186 120H184V119H185L184 116H183V117L178 116V117H179L178 119H177V118H176V119H173L172 117H171V118H172V119H171V118L169 117L170 120L172 121V124H171V123H167V125H165V126H169V127H170V126L172 125V126H171L172 129L170 128L171 130H169V129H168L169 127H168V128L165 127V128H167V129H166L167 131L165 130V133H163L164 131H163V132H160V130H161V124L158 126L157 123H159V122H157V120H156L155 118H153V119H155L156 121H150V120L148 121V118H147L148 116H147V117H146V120H147V121H144V120H145L144 117H143V118L140 117L141 119H140V118L138 119V117H137V118H136V117H131V118L129 117L130 119H134V118H135L134 120H137V119H138V120L136 121L137 123H138L139 120H140V123H141V124H139V123H138V124H139V125H142V124H143V126H144V123H146V122H147V124H148V123H151V122H152V123H153V122H156V123H154L155 125L152 124V123H151V124H152V127H153V126H154V127L157 126V127H155L156 129H153V130H154V131H153V130H151L152 127L150 128L151 124H148L149 126H147V127H146V126H145V127H143V126L141 127V126H138V124L136 123V125H137L138 127H141L142 131L144 132V134H143V132H141L140 128L138 129V130H139V131H138L137 128L134 127V126H136V125H135V122H134V123L132 122V121H134V120L129 121L130 124H127V123H129V122L125 123V121H124V122H122L124 126H123V125H121V126H123V127L118 126V127H121V128H120V129L117 128L118 131L116 130V133L119 132V131H122V133L126 132L127 138L131 139V140L135 143V145H134L133 142H131V143H132L134 146H133L132 144L130 145V141H131V140H129V139L126 138V140H125V137H124V136H126L125 134L121 135V134L119 133V134H120L121 136H123V138H124V139L121 138L122 140H119L120 138H117V140H119V142L116 141V138H111L112 141H113V139L115 140V144H116L117 142H118V144H119V143H121L122 141L124 142V140H125V141H128V140H129V142H126V143L124 142L125 147H126V144L129 143L127 146H128V147H132V146H133V147H132L133 149H132V148H131V149L135 151L134 153H136L138 146H139L140 143L142 142L141 137H142V139H143V137H144L145 135L148 136V135H147V133H148L147 131H149V130L152 131V133L149 131V133H151V134H156L157 132H159L158 135H159L160 133H161V134H164V135H163V138H161V137L159 138V136H161V135H159V136L157 137V136H156L157 134H156V135H153V136H152V139H151V137H149L150 139H146V138L144 137L145 139H143L144 141L142 142V143H145V142H148V143H149V142H151V141L153 140V137H154V136H156L155 139H156L157 141H160V139H162V140L167 139V140H165V141H162V140H161V141H162L161 143H163V144H160V142H159V145H162V146H161V147H158V149L156 148V149L158 150V152H159V154H157L158 152H157L156 154H157V156L159 155V157H157V156L155 155V149L152 147V145H149L150 143H149L148 145H147L146 143H145V144H146L147 146H149V147L151 146V148H153V150H154V153H149V152H151L152 149H149V150H148V147H145V145L142 144L143 146L141 145V147H142L143 149H142L141 147H139L140 149L138 148L137 156L135 155V157H133V156H132L133 151L130 150V148H129V149L124 148V145H123V142H122V143H121L122 145H119V146H122L125 150L127 149L126 151H127L129 154H128L126 151H123L124 149L122 150V148H118V146H117L118 150H119V149L122 150L121 152H119V151L117 150L118 153H120L119 155H121V158H120L119 156H118V157L116 156V157H114V160H115L116 158H118V160H119V159H120V160L122 159L121 161H123L124 157L126 158V156H128V155H130V154H131V156H129V157H133V158H135V159L138 158L137 160H139L140 158H142V159H140V160H147V157H145L146 159L143 158V157L146 156V155L148 156L147 153H149V155H150V156H148V159H149L150 157H151V159H152V156H153V155H154L153 157L156 156V158L159 159V158H160V155H161L160 153H162L163 151L165 152V153H163L164 155H165L166 153H167V154L170 153L169 157H171L172 155L175 154V152H176V151L178 150V148H179V152H178V153H181L180 156L183 155V151L185 152L184 154L186 155V157H189L188 155H190L189 153H191V155H190L191 158H190V157L187 158V160H190V159H191V160H190V161H191V164H190L191 167H192V160H193L192 158H195V159L197 158V159H198V162H196V160H197V159H196V160H195V163H198V164H199V163H200L199 160H201V159L204 157V158H203V159H204V160H203L204 162L201 161V162H202V163H201L202 166H201V165H200V166L198 165V166L200 167V169L204 168V170H206V172H207V171H212V170H214V172H215V168H216V170H218V172H219V174H220V176H221V177H220V181H221V184H223V185L226 183L227 175H228L229 173L233 172V171H234L233 169L236 170V168L240 165V163H239L240 160H241L240 162H244V161H246V160H247V161L249 160V161L251 162L252 155H253V158H254V156L259 157V158L256 157V160H257L256 163H259L260 161H262V160L264 159V33H263ZM191 36H192V35H191ZM243 36H244V35H243ZM255 36H256V34H255ZM78 37H79V36H78ZM90 37H91V36H90ZM184 37H185V33H184ZM184 37L182 38V36H181L180 38L183 39V41H184V40H186V39H184ZM187 37H188V36H187ZM192 37H194V36H192ZM200 37H201V36H200ZM200 37H198V38H200ZM231 37H233V35H230V38H231ZM240 37H241V35H240ZM43 38H44V34H43ZM213 38H214V37H213ZM213 38H212V39H213ZM215 38H216V37H215ZM247 38H248V37H247ZM44 39H45V38H44ZM181 39H177V38H176V40H181ZM189 39H190V38H189ZM200 39H201V38H200ZM203 39H204V38H203ZM236 39H237V38H236ZM242 39H243V38H242ZM250 39H251V38H250ZM92 40H93V39H92ZM190 40H191V39H190ZM201 40H202V39H201ZM205 40H207V37H206ZM215 40H217V38H216ZM219 40H220V39H219ZM228 40H229V39H228ZM44 41H45V40H44ZM181 41H182V40H181ZM181 41H180V42H181ZM183 41H182V42H183ZM187 41H188V40H187ZM193 41H194V40H193ZM193 41H192V44H193ZM202 41H203V40H202ZM210 41H211V40H210ZM230 41H231V40H230ZM237 41H238V39H237ZM237 41H236V42H237ZM243 41H244V40H243ZM245 41H246V40H245ZM173 42H174V41H173ZM184 42H185V41H184ZM204 42H205V41H203L202 43H204ZM208 42H209V41H208ZM213 42H214V41H213ZM213 42H212L211 44H213ZM234 42H235V41H234ZM236 42H235V43H236ZM14 43H15V42H14ZM177 43H179V41H177ZM188 43H189V41H188ZM195 43H196V42H195ZM195 43H194V45H195ZM199 43H200V42H199ZM202 43H200V44H202ZM223 43H224V42H223ZM230 43H231V42H230ZM230 43H229V44H230ZM232 43H233V41H232ZM235 43H234V45H235ZM245 43H246V42H244L243 44H245ZM15 44H16V43H15ZM179 44H180V43H179ZM182 44H183V43H182ZM192 44H191V45H192ZM204 44H205V43H204ZM208 44H209V43H208ZM250 44H251V42H250ZM253 44H254V42H253ZM21 45H22V44H21ZM175 45H176V44H175ZM185 45H187V42H186ZM209 45H210V44H209ZM215 45H216V43H215ZM230 45H231V44H230ZM239 45H240V43H239ZM251 45H252V44H251ZM251 45H250V46H251ZM219 46H220V45H219ZM240 46H241V45H240ZM242 46H243V45H242ZM244 46H245V45H244ZM179 47H180V46H179ZM179 47H177V48H179ZM185 47H186V46H185ZM209 47H210V46H209ZM214 47H216V46H214ZM236 47H238V46H236ZM12 48H14V47H12ZM17 48H18V47H17ZM177 48H176V49H177ZM181 48H182V47H181ZM193 48H196V47H193ZM203 48H204V47H203ZM222 48H223V47H222ZM232 48H233V47H232ZM242 48H243V47H242ZM248 48H249V47H248ZM172 49H173V48H172ZM185 49H187V48H185ZM188 49H189V48H188ZM188 49H187L186 51H183V53H182L183 56L186 55V54H184L185 52H188V51H189ZM190 49H192V47H191ZM199 49H200V48H199V46H198V50H199ZM204 49H206V48H204ZM225 49H226V48H225ZM19 50H20V49H19ZM193 50H194V51L196 50V51H195V52H192V51H191L190 53H192V54H193V53L196 54L197 49H193ZM201 50H202V49H201ZM211 50H213V49H211ZM230 50H231V49H230ZM246 50H247V49H246ZM15 51H16V50H15ZM170 51H171V50H170ZM173 51H174V50H173ZM179 51H180V50H179ZM205 51H206V50H205ZM174 52H175V51H174ZM174 52H173V53H174ZM180 52H182V50H181ZM206 52H207V51H206ZM210 52H211V51H210ZM212 52H216V51H212ZM217 52H218V51H217ZM225 52H226V50H225ZM231 52H232V50H231ZM231 52H230V53H231ZM190 53H188V54H190ZM201 53H202V52H201ZM226 53H227V52H226ZM232 53H233V52H232ZM15 54H16V53H15ZM18 54H19V53H18ZM33 54H34V53H33ZM40 54H41V52H40ZM49 54H50V53H49ZM188 54H187V55H188ZM205 54H207V53H205ZM228 54H229V53H227V55H225V56L227 57ZM50 55H51V54H50ZM200 55H203V54H199V56H200ZM211 55H213V53H212ZM214 55H216V54H214ZM231 55H232V54H230V56H231ZM169 56H171V54H170ZM188 56H189V55H188ZM188 56H187V57H188ZM192 56H193V55H192ZM204 56H205V55H204ZM204 56H202V57L204 58ZM208 56H210V54H209ZM216 56H217V55H216ZM216 56H215V57H216ZM172 57H174V56H172ZM175 57H176V56H175ZM195 57H197V56L195 55ZM217 57H218V56H217ZM226 57H225V58H226ZM182 58H183V57H182ZM203 58H201V59L203 60ZM205 58H207V57L205 56ZM208 58L210 59L211 57H208ZM221 58H222V57H221ZM221 58H220V59H221ZM18 59H19V58H18ZM28 59H30V58H27V60H28ZM32 59H33V58H32ZM173 59H175V58H173ZM179 59H181V58L179 57ZM199 59H200V58H199ZM227 59H228V57H227ZM12 60H13V59H12ZM25 60H26V59H25ZM52 60H53V59H52ZM175 60H176V59H175ZM214 60H215V59H214ZM222 60H223V59H222ZM225 60H226V59H225ZM225 60H224V61H225ZM19 61H20V60H19ZM19 61H18V62H19ZM29 61H30V60H29ZM171 61H172V59H171ZM173 61H174V60H173ZM181 61H182V60H181ZM184 61H185V59H184ZM190 61H192V60H190ZM197 61H198V60H197ZM207 61H209V60L207 59ZM212 61H213V59H212ZM216 61H217V60H216ZM216 61H214V62H216ZM219 61H220V60H219ZM226 61H227V60H226ZM229 61H230V60H229ZM169 62H170V61H169ZM178 62H180V61L178 60ZM194 62H195V61H194ZM202 62H204V61H202ZM217 62H218V61H217ZM217 62H216V63H217ZM44 63H45V62H44ZM171 63H172V62H171ZM175 63H176V62H175ZM175 63L173 62L172 64L175 66ZM182 63H183V61H182ZM186 63H189V62L186 61ZM20 64H21V63H20ZM46 64H47V63H46ZM176 64H178V63H176ZM193 64H194V63H193ZM195 64H196V63H195ZM197 64H198V63H197ZM199 64H200V63H199ZM207 64H208V63H207ZM18 65H19V64H18ZM155 65H156V64H155ZM187 65H188V64H187ZM187 65H186V66H187ZM201 65H202V64H201ZM213 65H216V64L214 63ZM218 65H219V64H218ZM222 65H223V64H222ZM14 66H15V65H14ZM46 66H47V65H46ZM158 66H159V64L157 65V67H158ZM170 66H172V65L170 64ZM195 66H196V65H195ZM203 66H204V65H203ZM205 66L207 67L208 65H205ZM223 66H224V65H223ZM242 66H243V67H242ZM157 67H156V68H157ZM175 67H176V66H175ZM178 67H179V66H178ZM187 67L190 68L191 65H190V67H189V66H187ZM218 67H219V66H218ZM13 68H14V67H13ZM37 68H38V67H37ZM181 68H182V67H181ZM199 68H200V67H199ZM154 69H155V68H154ZM154 69H153V70H154ZM165 69H166V68H165ZM165 69H164V70H165ZM185 69H187V68H185ZM192 69H194V67H193ZM203 69H204V68H203ZM212 69H213V67H212ZM215 69H216V68H215ZM217 69H218V68H217ZM219 69H221V68H219ZM223 69H224V67H223ZM228 69H227V71H228ZM230 69H229V72H231ZM157 70H159V68H158V69H155V71H157ZM177 70H178V69H177ZM177 70H176V71H177ZM179 70H180V69H179ZM190 70H191V69H190ZM198 70H199V69H198ZM204 70H206V69H204ZM204 70H200L199 72H201V71L204 72ZM207 70L209 71V69H207ZM213 70H214V69H213ZM213 70H212L211 72H213ZM241 70H239V71H241ZM245 70H246V69H245ZM151 71H152V70H151ZM155 71H154V72H155ZM166 71H167V70H166ZM166 71H165V72H166ZM185 71H186V70H185ZM185 71H184V72H185ZM218 71H219V70H218ZM237 71H238V70H237ZM242 71H243V70H242ZM242 71H241V72H242ZM45 72H46V71H45ZM152 72H153V71H152ZM169 72H170V70H169ZM186 72H187V71H186ZM215 72H217V71H215ZM215 72H213V73H214V76H216V75H215ZM241 72H240V73H241ZM246 72H247V71H246ZM246 72H245V73H246ZM134 73H135V72H134ZM150 73H151V72H150ZM156 73H157V72H156ZM173 73H174V71H173ZM187 73H189V72H187ZM190 73H191V72H190ZM194 73H195V72H194ZM240 73H239V74H240ZM242 73H243V72H242ZM14 74H15V73H14ZM16 74H17V73H16ZM159 74H160V73H158V75H159ZM163 74H164V72H163ZM168 74H169V76H166V77L170 78V73L167 72V75H168ZM181 74H183V73H181ZM184 74H186V73H184ZM195 74H197V72H196ZM220 74H221V72H220ZM224 74H226V73L224 72L222 76H224ZM236 74H237V73H236ZM236 74H235V75H236ZM247 74H248V73H247ZM12 75H13V74H12ZM25 75H26V74H25ZM123 75H124V74H123ZM140 75H141V74H140ZM148 75H149V74H148ZM150 75H151V74H150ZM152 75L154 76L155 74H152ZM152 75H151V76H152ZM177 75H180V74L177 73ZM177 75H176V76H177ZM190 75H191V74H190ZM203 75H205V74H203ZM217 75L219 76L218 73H217ZM227 75H228V73L226 74V76H227ZM15 76H16V75H15ZM155 76H156V75H155ZM159 76H160V75H159ZM163 76H164V75H163ZM172 76H173V74L171 75V77H172ZM181 76L183 77L184 75H181ZM188 76H189V75H186V77H188ZM192 76H193V75H192ZM195 76H196V75H195ZM198 76L200 77V75H198ZM207 76H208V75H207ZM207 76H205V78H206ZM239 76H241V74H240ZM239 76H238V78H239ZM12 77H13V76H12ZM26 77H27V75H26ZM174 77H175V75H174ZM179 77H180V76H179ZM179 77L177 76V77H175V79H177V78H179ZM189 77H190V76H189ZM193 77H194V76H193ZM199 77H198V78H199ZM228 77H229V76H228ZM228 77H227V80H230V79H228ZM13 78H14V77H13ZM63 78H64V77H63ZM63 78H61V79H63ZM172 78H173V77H172ZM172 78H171V79H172ZM208 78L210 79V77H208ZM229 78H230V77H229ZM233 78H235V76H233ZM238 78H237V79H238ZM73 79H74V78H73ZM134 79H135V78H134ZM144 79H146V78H144ZM150 79H152V78H149V80H150ZM163 79H164V78L162 77V80H163ZM165 79H166V78H165ZM179 79H181V77H180ZM189 79H190V78H189ZM201 79H203L202 76H201ZM214 79H215V77L213 78V80H214ZM221 79H222V78H221ZM231 79H232V78H231ZM131 80H132V79H131ZM149 80H148V81H149ZM160 80H161V79H160ZM162 80H161V81H162ZM181 80H182V79H181ZM183 80H184V79H183ZM186 80H187V79H186ZM192 80H194V79H192ZM206 80H207V79H206ZM218 80H219V78H218ZM222 80H223V79H222ZM72 81H73V80H72ZM72 81H71V82H72ZM139 81H140V79H139ZM143 81H144V80H143ZM143 81H142V82H143ZM157 81H159V80H157ZM161 81H159L158 83H160ZM163 81H164V80H163ZM167 81H172V80L169 79V80H167ZM190 81H191V79H190ZM196 81H197V80H196ZM201 81H202V80H201ZM203 81H204V80H203ZM211 81H212V80H211ZM232 81H234V80H232ZM56 82H57V81H56ZM155 82H156V81H155ZM164 82H166V80H165ZM175 82L177 83V80H175V81L173 80L172 83L174 84ZM182 82L184 83L185 80L182 81ZM186 82H188V81H186ZM194 82H195V81H194ZM194 82H193V83H194ZM199 82H200V81H199ZM207 82H209V81H207ZM216 82H218V81H216ZM224 82H225V81H224ZM234 82H235V81H234ZM66 83H68V82L66 81ZM74 83H75V80H74ZM131 83H132V81H131ZM131 83H130V84H131ZM143 83H144V82H143ZM143 83H141V84H143ZM152 83H154V82H152ZM167 83H168V82H167ZM178 83H179V82H178ZM178 83H177V84H178ZM193 83H192V84H193ZM195 83H196V82H195ZM204 83H205V82H204ZM220 83H221V81H220ZM227 83H228V82H227ZM227 83L225 82V85H226ZM230 83H231V82H230ZM230 83H229V84H230ZM128 84H129V83H128ZM136 84H137V83H136ZM141 84H140V85H141ZM185 84H186V83H185ZM210 84H211V83H210ZM218 84H219V83H218ZM59 85H60V83H59ZM68 85H69V84H68ZM70 85H71V84H70ZM79 85H80V84H79ZM131 85H132V84H131ZM133 85H134V84H133ZM144 85H145V84H144ZM151 85H152V84H151ZM154 85H155V84H154ZM158 85H159V84H158ZM171 85H172V84H171ZM171 85H170V86H171ZM179 85H180V84H179ZM179 85H178V86H179ZM181 85H182V84H181ZM189 85H190V83H189ZM189 85H188V87H189ZM197 85H198V84H197ZM199 85H200V84H199ZM208 85H209V83H208ZM214 85L217 86L216 84H214ZM48 86H49V85H48ZM128 86H129V85H128ZM137 86H138V85H137ZM137 86H136V87H137ZM148 86H150V83L148 84ZM167 86H168V84H167ZM176 86H177V85H176ZM184 86H185V85H184ZM184 86L182 85V87H184ZM190 86H192V85H190ZM211 86H212V84H211ZM234 86H236V87L234 88ZM73 87H74V86H73ZM142 87H143V86H141V88H142ZM145 87H146V86H145ZM153 87L155 88V86H153ZM157 87H158V86H157ZM174 87H175V86H174ZM174 87H171V88H174ZM182 87H180L179 90H182ZM193 87H196L195 84L193 85ZM203 87H204V86H203ZM206 87H207V86H206ZM206 87H205V88H206ZM223 87H224V85H223ZM237 87H238V88H237ZM74 88H75V87H74ZM137 88H138V87H137ZM154 88H153V89H154ZM178 88H179V87H178ZM189 88H190V87H189ZM189 88H188V89H189ZM210 88H211V87H210ZM218 88H219V87H218ZM127 89H129V88H127ZM150 89H152V88H150ZM157 89H160V88H157ZM164 89H165V87H164ZM183 89H184V88H183ZM196 89H197V88H196ZM223 89H224V88H223ZM225 89H226V88H225ZM239 89H241V87H240ZM63 90H64V89H63ZM75 90H76V89H75ZM125 90H126V89H125ZM133 90H135V89H133ZM142 90H143V89H142ZM142 90H141V91H142ZM154 90H155V89H154ZM154 90H149V91H150V92H151V91L153 92ZM160 90H161V89H160ZM165 90H166V89H165ZM185 90H186V89H185ZM185 90H184V91H185ZM193 90H194V88L192 89V91H193ZM198 90H199V88H198ZM200 90L202 91V89H200ZM204 90H205V89L203 88V91H204ZM216 90H217V87H216ZM221 90H222V88H221ZM221 90H219V91H221ZM56 91H57V90H56ZM56 91H55V92H56ZM69 91H71V90H69ZM126 91H127V90H126ZM138 91H139V90H138ZM167 91H168V90H167ZM167 91H166V92H167ZM188 91H189V90H188ZM207 91H208V90H206V92H207ZM219 91H218V92H219ZM224 91H225V90H224ZM52 92H53V91H52ZM80 92H81V91H80ZM139 92H140V91H139ZM144 92H145V91H144ZM150 92H149V93H150ZM159 92H160V91H159ZM166 92H164V93L166 94ZM169 92H172V91L169 90ZM174 92H175V91H174ZM197 92L201 93L200 91H197ZM210 92H213V91H210ZM210 92H207V94L210 93ZM78 93H79V92H78ZM126 93H127V92H126ZM134 93H135V92H134ZM136 93H137V92H136ZM140 93H141V92H140ZM140 93H139V94H140ZM146 93L148 94V92H146ZM155 93H156V92H155ZM155 93H154V94H155ZM157 93H158V92H157ZM188 93H189V92H188ZM190 93H191V92H190ZM194 93H196V92H194ZM194 93H192V94H190V95L193 96ZM58 94H59V93H58ZM60 94H61V93H60ZM62 94H63V93H62ZM127 94H128V93H127ZM168 94H170V96H171V95H175L176 93L173 94V92H172V94H171V93H168ZM168 94H167V95H168ZM181 94H182V93H181ZM184 94H185V92H184ZM184 94H183V95H184ZM202 94H203V93H202ZM46 95H47V94H46ZM52 95H53V94H52ZM74 95H75V94H74ZM125 95H126V94H125ZM134 95H135V94H134ZM148 95H149V94H148ZM151 95H152V94H151ZM158 95H159V94H158ZM177 95H178V94H176V97H177ZM187 95H188V94H187ZM203 95H204V94H203ZM209 95H210V94H209ZM215 95L212 93V96H215ZM62 96H63V95H62ZM128 96H129V95H128ZM130 96H131V95H130ZM136 96H137V95H136ZM143 96H145V95H143ZM159 96H160V95H159ZM163 96H164V95H163ZM192 96H191L190 98H192ZM198 96H199V94H198ZM206 96H207V95H206ZM238 96H237V97H238ZM80 97H81V96H80ZM124 97H125V96H124ZM139 97H141V96H139ZM167 97H168V96H167ZM181 97H182V96H181ZM184 97H185V98H182V100H184V99H187L188 101L190 100V98H186V97H187L186 95H185ZM210 97H211V96H210ZM55 98H56V97H55ZM76 98H77V97H76ZM121 98H123V97H121ZM133 98H134V97H133ZM133 98H132V99H133ZM136 98H137V97H136ZM146 98H147V96H146ZM148 98H149V97H148ZM148 98H147V99H148ZM150 98H151V97H150ZM178 98H180L179 95H178ZM193 98H194V96H193ZM193 98H192V100L194 101ZM216 98L221 99V100L223 99V101L217 99L218 102H219V101H221V102H220V103H215V102H216ZM59 99H60V98H59ZM67 99H68V98H67ZM116 99H117V98H116ZM125 99H126V98H125ZM125 99H124V100H125ZM127 99H128V98H127ZM129 99H131V98L129 97ZM134 99H135V98H134ZM140 99H141V98H140ZM142 99H144V98H142ZM142 99H141V100H142ZM153 99L155 100V96H154V98H151V100H153ZM172 99H173V96H172ZM74 100H75V99H74ZM78 100H80V99H78ZM99 100H100V99H99ZM99 100H98V101H99ZM156 100H157V98H156ZM156 100H155V101H156ZM162 100H163V99H162ZM162 100H161V101H162ZM164 100H165V99H164ZM170 100H171V98H170ZM176 100H177V98H176ZM180 100H181V99H180ZM187 100H184V101H185L184 103H186ZM207 100H209V98H208ZM69 101H70V100H69ZM75 101H76V100H75ZM127 101L129 102V100H127ZM127 101H125V103H126ZM143 101H144V100H143ZM147 101H148V100H147ZM149 101H150V100H149ZM149 101H148L147 103H149ZM158 101H159V98H158ZM193 101H192V102H193ZM67 102H68V101H67ZM111 102H112V101H111ZM121 102H122V101H121ZM121 102H120V103H121ZM128 102H127V103H128ZM130 102H131V101H130ZM140 102H142V101H140ZM168 102H171V101L168 100ZM172 102H173V100H172ZM175 102H176V101H175ZM178 102H179V103L176 104V105H179V104L182 105V103H180V101H178ZM194 102H195V101H194ZM226 102H227L228 104L230 103L229 106H232V108H231L232 111L229 110L230 107L228 106V104H227ZM71 103H72V102H71ZM93 103H95V102H93ZM136 103H137V102H136ZM138 103H139V102H138ZM145 103H146V102H145ZM153 103H154V101H153ZM158 103H159V102H157V105H158ZM173 103H174V102H173ZM203 103H204V104H203ZM69 104H70V103H69ZM105 104H106V103H105ZM116 104H117V102H116ZM121 104H122V103H121ZM121 104H120V106H121ZM123 104H124V103H123ZM140 104H141V103H140ZM149 104H150V103H149ZM170 104H171V103H170ZM225 104H227L228 108H227V106H226V107L224 106ZM58 105H59V104H58ZM67 105H68V104H67ZM78 105H80V103H79ZM99 105H100V104H99ZM117 105H119V104H117ZM145 105H146V104H145ZM171 105H172V104H171ZM173 105H174V104H173ZM176 105H174V106H176ZM105 106H108V105H105ZM132 106H133V105H132ZM138 106L140 107V105H138ZM141 106H144V105L141 104ZM155 106H156V105H155ZM182 106H183V105H182ZM195 106H197V105H195ZM39 107H40V106H39ZM74 107H75V106H74ZM102 107H103V106H102ZM123 107H124V106H123ZM145 107H146V106H145ZM152 107H153V106H152ZM156 107H157V106H156ZM159 107H158V108H159ZM66 108H67V107H66ZM104 108H106V107H103V110H102V111H104V112L106 113V111H108V110L105 111ZM115 108H116V107H115ZM118 108H120V107H118ZM124 108H126V107H124ZM127 108H128V109H131V107H128V105H127ZM143 108H144V107H143ZM146 108H147V107H146ZM146 108H145V109H146ZM153 108H154V107H153ZM158 108H157V109H158ZM178 108H179V107H178ZM188 108H189V107H188ZM188 108H187V109H188ZM225 108L228 109V111H230V113H226L225 110H224ZM56 109H57V108H56ZM92 109H93V108H92ZM121 109H122V108H121ZM128 109H127V110H128ZM133 109H134V107H133ZM135 109H139V108H136V107H135ZM135 109H134V110H135ZM141 109H142V108H141ZM145 109H144V112L147 111V109H146V110H145ZM155 109H156V108H155ZM194 109H195V108H194ZM111 110H112V109H111ZM111 110H110V111H111ZM119 110H120V109H119ZM119 110H118V111H119ZM142 110H143V109H142ZM150 110L152 111V109H150ZM150 110H149V112H150ZM153 110H154V109H153ZM59 111H60V110H59ZM78 111H80V110H78ZM110 111H108V112H110ZM116 111H117V110H116ZM135 111H136V110H135ZM135 111H134V112H135ZM193 111H194V110H193ZM193 111H192V112H193ZM195 111H194V112H195ZM93 112H94V110H93ZM122 112H124V111H122ZM122 112H121V113H122ZM130 112H131V111L129 110V113H130ZM134 112H133V113H134ZM137 112H138V111H137ZM190 112H191V111H190ZM81 113H82V112H81ZM99 113H100V112H99ZM102 113H103V112H102ZM111 113H112V112H111ZM135 113H136V112H135ZM139 113H141V112H140V109H139ZM139 113H138V114H139ZM142 113H143V112H142ZM65 114H66V112H65ZM109 114H110V113H109ZM113 114H114V108H113ZM119 114H120V111L118 112V117H120ZM124 114H125V112H124ZM138 114H137V115L134 114V116H138ZM176 114H178V115H176ZM99 115H100V114H99ZM106 115H107V113L105 114V116H106ZM129 115H130V114H129ZM139 115L141 116V114H139ZM144 115H145V114H144ZM96 116H97V115H96ZM115 116H116V114H115ZM126 116H127V115H126ZM131 116H133V115L131 114ZM142 116H143V115H142ZM145 116H146V115H145ZM153 116H154V115H152V117H153ZM155 116H156V115H155ZM99 117H100V119H101V118H103L104 116H103V117L99 116ZM108 117H110V116L108 115ZM108 117H107V118H108ZM116 117H117V116H116ZM121 117H122V116H121ZM123 117H124V116H123ZM211 117H216V118H213V119H215V120L217 119L218 123L215 122L213 119H211ZM125 118H126V117H125ZM169 118H168V119H169ZM181 118L183 119L182 121H181ZM187 118H189V121L191 120L190 123H191V122L193 123V122H195L196 120H199L198 122H197V121L195 122V123H197V126H196V127H199V128H200V127H204L203 129H206V128H207L206 125H208V120H210V119L214 121V122L212 121L213 123H217V124H218V126L216 125L218 128L214 127L216 130H215V129L213 128V126H212V129H214V130L217 132V134L219 133V134H218V137H216V140H214V139H215V135L217 136V134H214V132L211 133V132H210V129H209V132H210L211 134H214V138H213V135H211V134H210V136L208 135L209 132H207V134H205V132H203L205 135L202 134V133L200 132V131H202V129H201V128L199 129V133H201V134H200V137H201V138H200V137H198V138H200V141H202V138H203L204 136H205V138H204L205 140H206V138L209 136V139L207 138L206 141L208 142V140H209L210 142H212V145L216 143V144H215V145H216V149L213 148V149H215L214 151H216V152L213 153L214 155H213V154H210V155L207 154V153H208L207 149H208V148H209V150L212 149L211 143H208V145L210 144V145L208 146L207 143H206L205 141H204V142H200V141H198V140H199L198 138L196 139L197 141H196V140L194 141V142H196V146H195L194 142H192L193 144L190 143L191 141H193V140L196 138V137H194V136H199V133H197V134H198V135H197L196 132L194 131V132H195V135H194V136L192 135L194 138H192L193 140H191L190 134L187 135V133H189V132H190V129H191V128H190L189 121H187V120H188ZM54 119H55V118H54ZM97 119H98V118H97ZM97 119H96V120H97ZM104 119H105V118H104ZM112 119H113V118H112ZM123 119H124V118H123ZM127 119H128V118H127ZM130 119H129V120H130ZM142 119H144V120H142ZM149 119H150V115H149ZM168 119H165L166 122H168V121L170 122V120H168ZM179 119H180V121H179ZM194 119H195V120H194ZM69 120H70V119H69ZM73 120H74V119H73ZM78 120H79V119H78ZM83 120H84V119H83ZM91 120H92V119H91ZM102 120H103V119H102ZM107 120H109V119H107ZM110 120H111V119H110ZM110 120H109V122H110ZM119 120H120V119H119ZM124 120H125V119H124ZM141 120L144 121V123H143ZM151 120H152V118H151ZM167 120H168V121H167ZM175 120H178L180 123L183 124V126H185L186 123L188 122L187 126H189V127H186V126H185V127H186V128H189V129H188L189 131L187 130L188 132L186 131V133H185V130H186V129H184L183 133H185V134H183L182 131H181V129L183 128V126H182L180 123H179L180 125H176L177 123H176ZM211 120H210V121H211ZM88 121H89V120H88ZM97 121H99V120H97ZM173 121H175V122H174V125H173ZM183 121H187V122L184 123ZM210 121H209V122H210ZM77 122H78V121H77ZM93 122L95 123V121H93ZM93 122L90 121V123H93ZM100 122H101V121H100ZM116 122H117V121H116ZM164 122H165V121H164ZM83 123H84V122H83ZM94 123H93V124H94ZM96 123H97V122H96ZM96 123H95V126H96ZM103 123H104V122H103ZM107 123H108V122H107ZM112 123H113V122H112ZM124 123L127 124V125H125ZM192 123H191V127H193V129L195 128V130H198V128L195 127L196 124H194V125L192 126ZM213 123H212V124H213ZM77 124H78L77 126H76V125H74V126L72 125V126H73V128L71 127L72 130L75 129V127H78V130H79V129L81 128L80 126H83V125L80 124V122L77 123ZM79 124H80V126H79ZM84 124H86V123H84ZM93 124H92V127H91V124H90V128H91V129H92L93 127H95V126H93ZM101 124H102V122H101ZM114 124H115V123H114ZM163 124H166V123H163ZM168 124H169V125H168ZM170 124H171V125H170ZM66 125H67V124H66ZM88 125H89V124H88ZM103 125H105V124H103ZM175 125H176V126H180V127H182V128L179 127L180 130H179V128H176V129H175L176 132H174L173 127L175 128ZM214 125H215V124H214ZM108 126H109V125H108ZM108 126H107V128H108ZM163 126H164V125H163ZM205 126H206V128H205ZM79 127H80V128H79ZM83 127H84V126H83ZM85 127H87V126H85ZM85 127H84V128H85ZM88 127H89V126H88ZM96 127H97V126H96ZM133 127H134V129L137 130V134H141V135H137L138 138H135V139H137V141L133 138V137H137L136 135L134 136V133L136 134V131H134V129H132ZM148 127H149V130H148ZM154 127H153V128H154ZM158 127H160L159 130H158ZM185 127H184V128H185ZM208 127H209V126H208ZM71 128H70V129H71ZM84 128H83V129H84ZM98 128H99V127H98ZM98 128L95 129L96 132H97V130H99L101 127H100L99 129H98ZM109 128H110V126H109ZM115 128H116V127H115ZM143 128H145V130H144ZM146 128H147V129H146ZM162 128L165 129L164 127H162ZM87 129H88V128H87ZM87 129H85V130H87ZM104 129H105V128H104ZM127 129H131V130H133V131H130V130H129V132H132V133L134 132V133H133V134L131 133V134H132V135H131V134L127 131ZM177 129H178V131H180V133H182V135H185L184 138L188 137V138H186V139H187V141L185 142L186 144L183 143V139H184V138L182 139V138L179 137L180 140L182 139V141H179V140L177 139L178 136L176 137V135H179V134H178L179 132L177 131ZM193 129H191V132H193ZM217 129H218L219 132L217 131ZM65 130H66V129H65ZM76 130H77V128H76ZM92 130H94V128H93ZM112 130H113V129H112ZM123 130H124V131H123ZM155 130H156V133H155ZM182 130H183V129H182ZM207 130H208V128H207ZM214 130H211V131H214ZM242 130H243L244 132H243ZM66 131L68 132V130H66ZM66 131L64 132V134L66 133ZM88 131H90V129H88ZM109 131H110V129H109ZM109 131H108V132H109ZM145 131L147 132L146 134H145ZM168 131H170V132H169L170 134L173 133V132L176 133V135H175V134H171V135H170V134L168 133V135H169L170 137L173 136V135H175V136L173 137V139H172V137H171V139H170V137L167 135L166 132H168ZM203 131H204V130H203ZM245 131H247V132H245ZM70 132H71V130H70ZM94 132H95V131H94ZM99 132H100V130H99ZM108 132H107V133H108ZM139 132H141V133H139ZM153 132H154V133H153ZM177 132H178V133H177ZM191 132H190V133H191ZM197 132H198V131H197ZM238 132H239L241 135H243V136H245V134L248 133V134H247L248 136L246 135L247 137H244V138H243V136H241V137L243 138V140H244V139L247 140V144H248V145H246V143H245V145L248 146V147H247L248 150H246V151H248V153H249V151H250V153H252V155L249 154V156H250V155H251V156L249 157L250 159H248L247 155H245V153H243V154L245 155V158H246V160H244V161H242V159L244 158V155H243V158H242V156H240V153H242L243 151H244V152H246V151L244 150V146L242 147V144L244 145V143L240 144V143L238 142L239 139H240V138H237V137H240V136H237V137H236L237 134L240 135ZM242 132L245 133V134H243ZM78 133H79V132H78ZM78 133H76V134H78ZM83 133H84V132H83ZM90 133H91V132H90ZM104 133H105V132H104ZM104 133H100V135H101V134H104ZM112 133H113V132H112ZM112 133H111V134H112ZM116 133H115V134H116ZM128 133H129V134H128ZM149 133H148V134H149ZM42 134H43V133H42ZM74 134H75V133H74ZM94 134H95V133H94ZM98 134H99V133H98ZM191 134H192V133H191ZM68 135H69V134H68ZM84 135H85V134H84ZM117 135H118V134H116V137H117ZM128 135H130V137L133 136V137H132L133 139L130 138ZM165 135H167L168 137H165ZM201 135H202V136H201ZM61 136H62V135H61ZM72 136H74V138H76L75 135H72ZM94 136H95V139H96V136H97V135H94ZM102 136H104V135H102ZM118 136H119V135H118ZM149 136H150V134H149ZM179 136H180V135H179ZM68 137H69V136H68ZM79 137H80V136H79ZM88 137H89V136H88ZM88 137H86V138H88ZM99 137H100V136H99ZM104 137H106V136H104ZM112 137H113V135H112ZM119 137H120V136H119ZM182 137H183V136H182ZM189 137H190V138H189ZM210 137H211V140H212V141L210 140ZM53 138H55V137H53ZM83 138H84V137H83ZM92 138H93V135H92L91 138H88V139H92ZM100 138H103V137H100ZM100 138H99V139H100ZM139 138H140L141 141L139 140ZM175 138H176V140H174ZM236 138H237V139H236ZM242 138H241L240 142L243 141ZM247 138H248V139H247ZM38 139H39V138H38ZM63 139H64V138H63ZM63 139H62V140H63ZM66 139H67V138H66ZM109 139H110V138H109ZM109 139H108V141H109ZM111 139H110V140H111ZM186 139H184V140H186ZM189 139H190V141H189L190 144L187 143ZM204 139H203V140H204ZM74 140H75V139H74ZM80 140H83V139H80ZM102 140L105 141V139H101V141H102ZM138 140H139V141H138ZM145 140H149V141H145ZM150 140H151V141H150ZM156 140H155V141L153 140L154 142H153V141L151 142V143H153V146H155V145H154L155 143H156V146L158 145ZM173 140H174V142H175V141H176V142L179 141V142H178V145H179V143L182 142V143L180 144V146H181L182 144H184V146L180 149V147H177L178 145L176 146V145L172 144V143H173ZM235 140H238L237 143L234 142ZM43 141H44V140H43ZM54 141H55V140H54ZM78 141H79V140H78ZM84 141H85V140H84ZM89 141H90V140H89ZM93 141H94V140H93ZM108 141H107V139H106L105 142H106V143H109ZM135 141H136V142H135ZM213 141H214V142H213ZM215 141H216V142H215ZM71 142H72V141H71ZM85 142H86V141H85ZM91 142H92V140H91ZM96 142H97V140H96ZM105 142H104V144H105ZM138 142H139V143H138ZM166 142H167V143H166ZM169 142H170V145H169ZM171 142H172V143H171ZM197 142H198V143L200 142L201 145H200V144L198 145ZM230 142H231V144H229ZM44 143H45V142H44ZM47 143H48V141H47ZM73 143H74V141H73ZM100 143H102V142H100ZM136 143H138L139 145H138V144L136 145ZM164 143H165V144H164ZM204 143H206L207 146H204V145H205ZM232 143H235L234 145H235L236 147H237L239 144L241 145V149L238 150L239 152L242 150L240 153H238L239 156H237V154H236V152H237V151H236L237 148L235 147V148H236V150H235L236 152H235V151H234L235 148L233 149V146H234V145H233ZM40 144H42V143H40ZM56 144H57V143H56ZM74 144H75V143H74ZM78 144H79V143H78ZM93 144H94V143H93ZM96 144H97V143H96ZM109 144H111V143H109ZM109 144H108V145H109ZM171 144H172V145H171ZM187 144H188V146L190 145V146H189V149H186L187 146H185V145H187ZM202 144H204V145H202ZM227 144H228V145H227ZM237 144H238V145H237ZM22 145H23V144H22ZM58 145H59V144H58ZM70 145H71V144H70ZM79 145H80V144H79ZM88 145H90V144H88ZM98 145H100V144H98ZM112 145H114V144H112ZM165 145H166L167 147H166ZM173 145H174V147H175V146H176V147L174 148ZM226 145H227L228 147H227ZM231 145H233V146H232V148H230L229 150L231 151V150L233 149V151H234L235 154H236V155H235L236 158H235L234 154H233V156H234L233 158H234V159H237L238 163H237V161H234L233 159H231V158H232V157H230V156L232 155L231 153H230V155H229V158L232 160V162H231L230 160L228 161V159H227V158H228V156H227L228 154H226V152H227L226 149L229 148ZM240 145H239V148H240ZM6 146H7V145H6ZM28 146H30V145L28 144ZM39 146H40V145H39ZM81 146H82V145H81ZM83 146H84V144H83ZM90 146L92 147V145H90ZM104 146H105V145H104ZM106 146H107V145H106ZM135 146H137V147L134 148ZM156 146H155V147H156ZM169 146H170V147L172 146V153H173V150L175 151L173 154H171V151H170L171 148L169 149V148H168ZM197 146H199V148H200V147H201V148L199 149V148H197ZM37 147H38V146H37ZM49 147H50V146H49ZM49 147H48V148H49ZM65 147H66V146H65ZM85 147H88V146H85ZM85 147H84V148H85ZM108 147H110V146H108ZM144 147H145V149H147V150H144ZM163 147H164V148L166 147V149H164ZM192 147H196L195 150H193L194 148L192 149ZM203 147H204V148H203ZM205 147H206L207 149H206V150H203V149H205ZM213 147H214V145H213ZM225 147H227V148H225ZM43 148H44V147H43ZM84 148H80L81 151H82V149L84 150ZM88 148H90V147H88ZM94 148H95V147H94ZM100 148H103V147H100ZM112 148H114V146H113ZM115 148H116V147H115ZM115 148H114V150H115ZM162 148H163L164 150H163V151H162V150L159 151V150L162 149ZM187 148H188V147H187ZM190 148H191V149H190ZM239 148H238V149H239ZM30 149H32V148L29 147V150H30ZM34 149H35V147H34ZM45 149H46V148H45ZM53 149H54V147H53ZM80 149H79V150H80ZM85 149H86V148H85ZM90 149H91V148H90ZM97 149H98V148H97ZM104 149H106V147H105ZM108 149H110V148H108ZM141 149L144 151V153H145L146 151H148L147 153H145L146 155L143 153L144 156L142 155V157H140V155L142 154ZM168 149H169V150H168ZM198 149H199V151H198ZM213 149H212L211 153L213 152ZM32 150H33V149H32ZM42 150H43V149H42ZM68 150H69V149H68ZM72 150H73V149H72ZM88 150H89V149H88ZM112 150H113V149L110 150L111 152L108 151V153H110V154H109L110 157H111V155H114V156H115V155H118V153H117V154H115V153H114V154H111V153H112ZM114 150H113V152H116V151H114ZM128 150L131 151V152H129ZM153 150H152V151H153ZM157 150H156V151H157ZM165 150H167V151H165ZM187 150H189V151H188L189 153H186ZM190 150H191V151H190ZM196 150H197L198 152H200V151L202 150V151H204L205 153H204V152H200V153H199V158H198V154H197L198 152H197ZM225 150H226V151H225ZM65 151H66V150H65ZM77 151H78V150H77ZM85 151H86V150H85ZM85 151H84V152H85ZM98 151H99V150H98ZM168 151H169V152H168ZM206 151H207V153H206ZM233 151H232V153H234ZM33 152H34V151H33ZM44 152H45V151H44ZM90 152H91V151H90ZM93 152H95V151H93ZM93 152H91V155L89 154V152H88V154H89L90 156L94 155L95 157H98L97 155L92 154ZM100 152H105V150H104V151H100ZM122 152L125 154L124 157H122V156H123V153H122ZM138 152H140V154H139ZM193 152H194V153H193ZM196 152H197V153H196ZM96 153H97V151H96ZM108 153H106V152L103 153V154H102V158L104 159V156L106 157V154H108ZM121 153H122V154H121ZM126 153H127L128 155H126ZM176 153H177V152H176ZM192 153H193V155H194V154H195V155L193 156ZM203 153H204L205 155H206V154H207V155L205 156ZM215 153L218 154V155H216ZM248 153H246V154H248ZM24 154H25V150H23V151H21V152H18V153L15 154V156H14L13 159H16V160H17V158L24 157ZM82 154H83V153H82ZM85 154H87V151H86ZM88 154H87V155H88ZM97 154H98V153H97ZM104 154H105V155H104ZM151 154H152V155H151ZM201 154H202V155H201ZM224 154L227 156V158L225 157V159H223V158H224ZM8 155L10 156V154H8ZM103 155H104V156H103ZM164 155H163V157L161 156V159H160V160L162 161L161 164H160L161 166H162V164H164L166 161H168V160L170 159V158L166 157V161L164 162V158H165ZM177 155H178V154H177ZM196 155H197V156H196ZM241 155H242V154H241ZM9 156H8V158H9ZM138 156H139V157H138ZM166 156H168V155H166ZM174 156H176V154H175ZM178 156H179V155H178ZM180 156H179V157L176 156V157L180 159V158H182V156H181V157H180ZM183 156H184V155H183ZM192 156H193V157H192ZM200 156H201L202 158H200ZM6 157H7V156H6ZM11 157H12V156H10V158H11ZM86 157L88 158V160H90V158H89L88 156H86ZM129 157L126 158L127 161H128V159L131 160V158H129ZM184 157H185V156H184ZM237 157H238L240 160H238ZM260 157H262V160H261ZM100 158H101V156H100ZM107 158H109V157H107ZM133 158H132V159H133ZM156 158H154V159H156ZM162 158H163V160H162ZM171 158H172V157H171ZM174 158H175V157H174ZM174 158H172V159H170V160H172V162H173V159H174ZM177 158H176V160H177ZM241 158H242V159H241ZM245 158H244V159H245ZM1 159H3V158H1ZM1 159H0V160H1ZM80 159H81V158H80ZM84 159H86V158L84 157ZM84 159H82V160H84ZM105 159H106V158H105ZM135 159H134V161L131 160V161H132L131 163H134V162H135ZM151 159H150V160H151ZM179 159H178V160H179ZM184 159H185V158H184ZM226 159H227V160H226ZM258 159H260V160H258ZM18 160H19V159H18ZM91 160H93V159H91ZM95 160H97V161H95V163H94V160L91 161V162H93L92 165H94V166L91 167V166L89 165L90 168H91L90 170H92V169L96 166V164L98 163V161H100V159H95ZM120 160H119V161H120ZM124 160H125V159H124ZM150 160L145 161V162H148V163H149ZM187 160H186V161H187ZM224 160H225V161H224ZM252 160H253V159H252ZM9 161H10V160H9ZM84 161L87 162V160H84ZM109 161H110V160H109ZM109 161H108V162H109ZM111 161H113V160H111ZM116 161H117V159H116ZM119 161H117V162L120 163L121 161H120V162H119ZM151 161H152V160H151ZM181 161H183V159H182ZM193 161H194V160H193ZM227 161H228V162H227ZM233 161H234V163H233ZM249 161H248V162H249ZM254 161H255V158H254ZM254 161H253V162H254ZM258 161H259V162H258ZM19 162H20V161H19ZM85 162H84V164H86ZM104 162H106V161L104 160ZM117 162H116V163H117ZM128 162H129V164H130V165L128 164V167H127L128 171H127V169H125V170L123 169L125 172H124V171L122 172V170L117 169L118 172L116 171L115 173H114V171L110 172V171H111L110 169L112 168V167H111L112 164H111V166L109 165V163H108V164L106 163V165H108V166H105V165H104L105 163H104V164L102 163V164H103V166H105V167H104L105 169H106L107 167H111L110 169H108V171H107V169H106V172H110L111 175H113L112 173H114V175H115L116 173H118V175H119V173H122V174L125 173V174L127 175V174H129V172H130V175H129V176H134V175H131V174H132L131 171L134 170L133 174L137 173V175H138V174L140 175V173L142 172L143 174L141 173V175H143V177L146 178L145 180H146V181H147V180L150 181V178H148V172H147V171H149V173L152 174V175H150V177H153V176H155L154 174H156V173H153V172H156V166H157V165H154L155 163L157 164L156 160L153 161V162H155V163L152 162V164L154 165V167L151 166V165H147V163L145 164V162L143 163L144 165H143V164H140V165H139V170H140L141 168L144 169V168H147V167H148V168L146 169V170H147V171H146V172H147V173H146L147 177L144 176L145 173H144L143 171H144L145 169H144V170L142 169L141 171H139V173L136 172L135 169H137V168H135V167H136V165H137V167H138V163H139V162L136 161L137 163H134V164H135V165H134L135 167H131V165L133 166V164H131L130 161H128ZM128 162H126V163H128ZM142 162H143V161H142ZM142 162H141V163H142ZM184 162H185V161H184ZM184 162H182L183 167H184V166L187 167V166H188V165H186L187 162H185L186 164H185ZM226 162H227V163H226ZM235 162L237 163V166L235 165ZM2 163H5V162L3 161ZM12 163H13V162H12ZM15 163H16V162H15ZM17 163H18V161H17ZM112 163H113V162H112ZM122 163H123V164H122ZM124 163H125V161L121 162L120 164H122L123 167H125L124 165H127V164H124ZM158 163H160V161H159ZM170 163H171V161L168 162V163L166 162V164H170ZM174 163H175V165L173 164L174 166H172V167L177 166L178 163H180V160H179V162L177 161V163H176V161L174 160ZM189 163H190V162H189ZM189 163H188V164H189ZM193 163H194V162H193ZM195 163H194L193 165H196ZM228 163H229V165H228ZM232 163L235 165V166L232 165V166H234V167H231V164H232ZM256 163H255V164H256ZM0 164H1V163H0ZM8 164H9V163H8ZM79 164H80V163H79ZM81 164H82V163H81ZM84 164H82V165H84ZM88 164H89V163H88ZM150 164H151V163H150ZM184 164H185V165H184ZM238 164H239V165H238ZM247 164H248V163H247ZM249 164H250V163H249ZM253 164H254V163H253ZM261 164L264 166V160H263V163H261ZM261 164L259 163V164H256V165H257V167H258L259 165L261 166ZM4 165H5V164H4ZM114 165H115V162H114L113 166H114ZM122 165H121L120 167H119L118 165H115V166H117V168H121V169H122V168H123ZM142 165H143V167H141ZM158 165H159V164H158ZM160 165L158 166V168L160 167ZM170 165H172V163H171ZM180 165H181V164H179V166H180ZM256 165H255V166H256ZM1 166H2V165H1ZM98 166H100V165H97V166L95 167L96 172H97V171H100V172H101L100 169H101L102 167H98ZM129 166H130V167H129ZM164 166H167V165H164ZM164 166H163V167H164ZM179 166H178V167H179ZM198 166L196 165L195 168H197ZM245 166H246V168H248L247 165H246V163H245ZM97 167H98V168H97ZM151 167H153V168H151ZM163 167H160V168H159V169H161V170H158V169H157V171H158L157 174L160 173V171L164 172V170H162ZM169 167H171V166L168 165V168H169ZM180 167H181V166H180ZM183 167H181V168H179V169H182ZM186 167H185V168H186ZM189 167H190V166H189ZM191 167H190V169H191ZM193 167H194V166H193ZM193 167H192V168H193ZM199 167H198V168H199ZM201 167H202V168H201ZM235 167H236V168H235ZM249 167H253V166H249ZM104 168H103V170H102L103 173H105V169H104ZM114 168H115V167H113V170H114ZM125 168H126V167H125ZM129 168H132V169H130L131 171L129 170ZM149 168H151V169L149 170ZM154 168H155V170H152V169H154ZM166 168H167V167H166ZM166 168H165V169H166ZM175 168H176V167H175ZM195 168L192 169L193 172H196V171H194ZM238 168H239V167H238ZM238 168H237V171L241 170L242 173H243L244 170H242V169H244V163H243V168H242V169H241V165H240V169H238ZM246 168H245V169H246ZM253 168L255 169V167H253ZM253 168H252V169H253ZM262 168H264V167H262ZM262 168H261V169H262ZM97 169H98V170H97ZM169 169H170V168H169ZM173 169H174V168H173ZM176 169H177V168H176ZM186 169H188V168H186ZM252 169H251V170H252ZM254 169H253V170H254ZM261 169L259 168V170H261ZM115 170H116V168H115ZM151 170H152V172H150ZM166 170H167V169H166ZM192 170H191V171H192ZM196 170H197V169H196ZM246 170H247V169H246ZM246 170H245V171H246ZM253 170H252V171H253ZM257 170H258V168H257ZM259 170H258V172H257L256 169H255V172L259 173ZM262 170H263V169H262ZM262 170H261V171H262ZM93 171L95 172V170H93ZM93 171H92V172H93ZM119 171H120V172H119ZM126 171H127V173H126ZM169 171H171V170H169ZM173 171H174V170H172V172H173ZM177 171H178V170H177ZM181 171L184 172V170H181ZM191 171L188 172V173H192V174H191V178H193V180H194V179H195V178H194V177H195V175H194L195 173L193 174V172H191ZM249 171H250V170H249ZM263 171H264V170H263ZM94 172H93V173H94ZM162 172H161V174H158V175L163 176V173H162ZM167 172H168V171H167ZM167 172L165 171L166 175H167ZM172 172H169L168 174H171ZM186 172H187V171H186ZM199 172L201 173V171H199ZM218 172H217V173H218ZM234 172H235V171H234ZM255 172L253 171V173H255ZM110 173H105V174H104V175H105V179H106V177L109 176L108 174H110ZM200 173H198V174H200ZM211 173H212V172H211ZM242 173H241V174H242ZM247 173H248V172H246V174H247ZM253 173H252V175H253ZM261 173H262V172H261ZM91 174H92V173H91ZM101 174H102V172H101ZM173 174H174V173H173ZM202 174H203V173H202ZM202 174H201V175H202ZM205 174H206V173H205ZM209 174H210V173H209ZM212 174H213V173H212ZM235 174H236V172H235ZM237 174H238V173H237ZM241 174H240V176L243 175V174H242V175H241ZM248 174H249V173H248ZM259 174H260V173H259ZM94 175H95V174H94ZM107 175H108V176H107ZM111 175L109 176V178L112 177ZM114 175H113V176H114ZM118 175H117V176H118ZM126 175H124V176L126 177ZM137 175H135V177H136ZM139 175L135 178V182H136V181L138 182L139 180H141V179H140L141 176H139ZM166 175H164V176H166ZM178 175H179V174H178ZM180 175H182V174H180ZM192 175H193L194 177H192ZM201 175H200V176H201ZM257 175H258V174H257ZM99 176H100V174H99ZM115 176H116V175H115ZM117 176H116V177H117ZM127 176H128V175H127ZM129 176H128V177H129ZM160 176H159V177L157 176V177L159 178L158 180H160L161 178L164 179V177H160ZM167 176H170V175H167ZM172 176H173V175L171 174V177H170L169 179H171ZM183 176H184V175L179 176L180 180L183 178ZM197 176H198V175H197ZM207 176H209V175H207ZM207 176L205 175V178L202 177V178L204 179V181L207 179V178H206ZM211 176H212V175H211ZM229 176H230V175H229ZM237 176H238V175H237ZM243 176H244V175H243ZM253 176H254V175H253ZM253 176H252V177H253ZM263 176H264V175H263ZM101 177H103V179H104L103 174L101 175ZM101 177H100V179H101ZM116 177H114V179H118V178H119V177H117V178H116ZM121 177H122V176H121ZM157 177H156V178H157ZM175 177L177 178V175L174 174V177H173V178H175ZM184 177H185V176H184ZM187 177L189 178L188 175H187ZM232 177H233V173H232ZM235 177H236V176H234L233 178H235ZM246 177H247V175H246ZM248 177H250V176L248 175ZM260 177H261V176H260ZM260 177H259V178H260ZM97 178H99V177L97 176ZM130 178H131L132 180L134 179V178H132V177H129V178H128V179H129V182L131 181ZM137 178H138V180H137ZM141 178H142V177H141ZM144 178H143V180H144ZM147 178H148V179H147ZM176 178H175V179H176ZM179 178H178V179H179ZM191 178H189V179H191ZM214 178H217V177H214V174H213V179H214ZM238 178L240 179V177H238ZM238 178H237V179H238ZM242 178H244V177H242ZM257 178H258V177H257ZM257 178H256V177H255V179L252 178V181H253V180L256 181ZM259 178H258L259 183H257V184L255 183V189H256L255 191H256V193H258V194L260 193V195H261V193L264 194V184H263V183H260ZM262 178H263V177H262ZM122 179H123V178H122ZM128 179H127V177H126L125 182H127ZM199 179H200V177H199ZM210 179H211V178H210ZM237 179H236V180H237ZM245 179H246V178H244V180H245ZM260 179H261V178H260ZM107 180H108V179H107ZM107 180H106V181H107ZM109 180H112V179H109ZM118 180H121V178H119ZM158 180H156V179L153 180V178L151 179V181H154V183H156ZM191 180H192V179H191ZM195 180H196V179H195ZM197 180H198V179H197ZM207 180H208V179H207ZM244 180L241 179V181H244ZM247 180H248V178H247ZM247 180H246V182H245L244 184H246V183H247V184H248V183H251V182H248ZM249 180H250V179H249ZM146 181H145V183H146ZM160 181H161V182H164V181H162V180H160ZM168 181H170V180H168ZM173 181H174V179H172V182H170V183H175V182H173ZM181 181H182V180H181ZM181 181H180V182H181ZM210 181H212V180H210ZM230 181H231V180H230ZM250 181H251V180H250ZM258 181H257V182H258ZM121 182H122V184H123L124 180H123V181L121 180ZM137 182H136V183H137ZM141 182H142V181H141ZM193 182H194V181H193ZM193 182L190 181V183H193ZM202 182H203V181H202ZM227 182H228V181H227ZM236 182H237V181H236ZM238 182H239V180H238ZM238 182H237V183H238ZM139 183H140V182H139ZM142 183H143V182H142ZM177 183H179L178 180H177ZM211 183H212V182H211ZM216 183H218V182L216 181ZM239 183H240V182H239ZM150 184H151V183H148V185H150ZM158 184H159V181H158L155 185L157 186ZM160 184H161V183H160ZM204 184H205V183H204ZM229 184H230V182H229ZM233 184H234V183H233ZM242 184H243V182H242L241 184H239V186L241 185L240 187H234V188H231L232 186L230 187L231 184L229 185V188H231V189H230V191H229V190H228V191L231 192V193L233 194V195H231V196H234V195H238V196H239V195H240V196L245 197L244 195H246V194L248 193L249 189H248V185H247V184H246L247 186H243ZM251 184H252V183H251ZM251 184H250V187H252ZM253 184H254V181H253ZM253 184H252V185H253ZM124 185H125V184H124ZM124 185H123V186H124ZM127 185L131 186V184H127ZM127 185L124 186V188L127 187ZM132 185H135L134 187H135V189H136V184L134 183V184H132ZM139 185H140V184H139ZM148 185L146 184V187H147V188L149 189V191L151 192V189L149 188ZM162 185H163V187H164L165 184L163 183ZM190 185H191V184H190ZM216 185H218V184H216ZM120 186H121V183H120ZM143 186H144V185H143ZM143 186H142V188H141V186H140V188H139L140 190L138 189V191L140 192V191L143 189V192H145L144 195H146V191H144V188H145V187H143ZM150 186H151V185H150ZM152 186H153V185H152ZM158 186H159V185H158ZM170 186H171V184H170ZM191 186H192V185H191ZM220 186H221V185H220ZM235 186H236V184H235ZM121 187H122V186H121ZM121 187H119V188H121ZM154 187H155V186H154ZM154 187H153V188H154ZM160 187H161V189H162V186H159L158 188L160 189ZM165 187H166V185H165ZM171 187H172V186H171ZM203 187H204V185H203ZM215 187H216V186H215ZM217 187H218V186H217ZM250 187H249V188H250ZM151 188H152V187H151ZM158 188H157V189H158ZM168 188H169V187H167V190H168ZM212 188H213V187H212ZM218 188H219V187H218ZM227 188H228V187H227ZM127 189H129V188L127 187ZM130 189H131V188H130ZM130 189H129V193H130V194H133L132 192L135 191L136 193L134 192V194H135V195H138V194H137L138 192H137L136 190H134V188L132 189L133 191L130 190ZM159 189H158V190H159ZM172 189H173V188H172ZM172 189H171V190H172ZM189 189H190V188H189ZM203 189H204V188H203ZM205 189H206V188H205ZM207 189H208V188H207ZM221 189H223V188H221ZM250 189H251V188H250ZM118 190H119V189H118ZM120 190H121V189H120ZM120 190H119V191H120ZM122 190H123V189H122ZM122 190H121V192H120L119 194L122 193ZM163 190H165V189H163ZM167 190H165V191H167ZM175 190H176V189H175ZM225 190H227V189H225ZM123 191H124V190H123ZM126 191H127V190H125L124 192L126 193ZM131 191H132V192H131ZM147 191H148V190H147ZM153 191H155V190H153ZM153 191H152L151 193H153ZM160 191H161V190H160ZM173 191H174V190H173ZM188 191H189V190H188ZM214 191H215V190H214ZM252 191H253V190H252ZM255 191H254V192H255ZM124 192H123V194H125ZM156 192H157V190H156ZM158 192H159V191H158ZM158 192H157V193H158ZM169 192H172V191H168V193H169ZM186 192H187V191H186ZM219 192H220V191H219ZM250 192H251V191H250ZM112 193H117V191H116V192H112ZM141 193H142V192H141ZM141 193H139L138 196H140V195L143 194V193H142V194H141ZM147 193L150 194L149 192H147ZM163 193L165 194L164 191L162 192V194H163ZM168 193H167V194H168ZM172 193H174V194L176 193V194H177V192H172ZM189 193H190V192H189ZM189 193H188V194H189ZM209 193H210V191H209ZM209 193H208V194H209ZM215 193H216V192H214V194H215ZM220 193H221V192H220ZM231 193H230V194H231ZM117 194H118V193H117ZM123 194H122V195H123ZM127 194H128V192H127L125 195H127ZM155 194H156V193H154V195H155ZM164 194H163V195H164ZM174 194L171 195V194L169 193V196H170V195L172 196V197L170 196V198H173V197H174V196H173ZM176 194H175V196H177ZM212 194H213V193H212ZM216 194H217V193H216ZM249 194H250V193H249ZM251 194H253V193H251ZM110 195H111V193H110ZM227 195H228V194H227ZM112 196H113V198H115V197H114L115 195H112ZM116 196H117V195H116ZM147 196H148V195H147ZM147 196H145V197H147ZM182 196H183V195H182ZM204 196H206V195H204ZM208 196H209V195H208ZM213 196H214V195H213ZM219 196H220V195H219ZM228 196H229V195H228ZM228 196H227V197H228ZM231 196H230V198L232 199ZM252 196H253V195H252ZM262 196H263V195H262ZM142 197H143V196H142ZM145 197H144V198H145ZM148 197H149V198L152 197V200H153L154 197H156V196H151V197L148 196ZM159 197H160V195H159ZM162 197H163V196H161V198H162ZM179 197H180V195H179ZM184 197H185V196H184ZM187 197H188V196H187ZM214 197H216V196H214ZM227 197H226V198H227ZM248 197H249V196H248ZM113 198H112V199H113ZM122 198H123V197H122ZM139 198H140V197H139ZM139 198H138V199H139ZM163 198H164V197H163ZM185 198H186V197H185ZM230 198H228V201L230 200ZM239 198H241V197H239ZM252 198H253V197H252ZM123 199H124V198H123ZM140 199H141V198H140ZM140 199H139V200H140ZM155 199H156V198H155ZM155 199H154V200H155ZM166 199H167V198H166ZM166 199H163V200L165 201ZM181 199L183 200V197H182ZM208 199H209V198H208ZM217 199H219L218 196H217ZM234 199H235V198H234ZM246 199H247V198H246ZM249 199H250V197H249ZM249 199H248V202H249ZM139 200H138V201H139ZM147 200H149V199H147ZM152 200H151V201H152ZM154 200H153V201H154ZM157 200H158V199H157ZM157 200H156V201H157ZM170 200H171V199H170ZM209 200H210V199H209ZM232 200H233V199H232ZM262 200H263V198H262ZM116 201H118V200H116ZM142 201H143V199H142ZM158 201H159V200H158ZM219 201H220V200H219ZM228 201H227V202H228ZM239 201H240V200H239ZM242 201L244 202V200H242ZM251 201H252V200H251ZM111 202H112V201H111ZM113 202H114V201H113ZM120 202H121V201H120ZM123 202H124V201H123ZM167 202H168V201H167ZM191 202H192V201H191ZM198 202H199V201H198ZM237 202H238V201H237ZM246 202H247V201L244 202V205H245V206H246V204H245ZM252 202L254 203V201H252ZM261 202H262V201H261ZM115 203H117V202H115ZM142 203H144V202H142ZM147 203H148V201H147ZM153 203H154V202H153ZM165 203H166V202H165ZM168 203H169V202H168ZM211 203H212V202H211ZM253 203H252V204H253ZM262 203L264 204V202H262ZM166 204H167V203H166ZM169 204H170V203H169ZM169 204H168V205H169ZM203 204L207 205L208 203H207V204H206V203H203ZM218 204H219V203H218ZM228 204H229V203H228ZM241 204H242V202H241ZM256 204H257V203H256ZM256 204H255V205H256ZM259 204H260V201H259ZM259 204H258V205H259ZM111 205H112V203H111ZM115 205H116V204H115ZM123 205H124V204H123ZM133 205H134V204H133ZM223 205H224V204H223ZM247 205L249 206V204H247ZM163 206H164V205H163ZM171 206H172V204H171ZM181 206H182V205H181ZM207 206H208V205H207ZM207 206H206V208H207ZM228 206H230V208H231V204L228 205ZM241 206H242V205H241ZM259 206H260V205H259ZM262 206H264V205H262ZM262 206H260V207H262ZM106 207H107V206H106ZM112 207H114V206H112ZM121 207H122V206H121ZM166 207H167V206H166ZM186 207H188V205H187ZM202 207H204V206H202ZM219 207H220V206H219ZM219 207H218V208H219ZM225 207H226V205H225ZM251 207H252V205H251ZM251 207H250V208H251ZM256 207H257V206H256ZM117 208L119 209V207H117ZM117 208H116V209H117ZM134 208H135V207H134ZM179 208H180V207H179ZM204 208H205V207H204ZM211 208H212V207H211ZM214 208H215V207H214ZM216 208H217V207H216ZM222 208H223V207H222ZM232 208L234 209V207H232ZM250 208H249V209H250ZM123 209H124V208L122 207V210H123ZM157 209H158V208H157ZM168 209H169V208H168ZM189 209H190V207H189ZM189 209L187 208V211H188ZM223 209H224V208H223ZM243 209H244V207H243ZM251 209H252V208H251ZM262 209H263V207H262ZM106 210H107V209H106ZM111 210H112V209H111ZM111 210H110V211H111ZM114 210H115V209H114ZM122 210H121V211H122ZM130 210H131V209H130ZM183 210H184V208H183ZM203 210H204V209H203ZM227 210H228V208H227ZM247 210H248V209H247ZM247 210H246V213L248 212ZM254 210H255V208H254ZM198 211H200V210H198ZM233 211H234V210H233ZM235 211H236V210H235ZM237 211H240V210L238 209ZM244 211H245V210H244ZM260 211H261V210H260ZM263 211H264V209H263ZM113 212H114V211H113ZM182 212H183V211H182ZM261 212H262V211H261ZM137 213H138V212H137ZM180 213H181V210H180ZM258 213H259V212H258ZM182 214H183V213H182ZM182 214H181V215H182ZM206 214H207V213H206ZM206 214H204V215H206ZM235 214H236V213H235ZM237 214H239V213H237ZM237 214H236V216H238ZM254 214H255V212H254ZM254 214H253V216H254ZM187 215H188V213H187ZM239 215H240V214H239ZM249 215H250V214H249ZM259 215H260V214H259ZM261 215H262V214H261ZM261 215H260V216H261ZM184 216H185V215H184ZM232 216H233V215H232ZM234 216H235V215H234ZM245 216H246V215H245ZM250 216H252V215H250ZM255 216H257V214H256ZM255 216H254V217H255ZM182 217H183V216H182ZM182 217H181V218H182ZM248 217H249V216H248ZM254 217H252V221H253V218H254ZM262 217H264V216H262ZM184 218H185V217H184ZM243 218L245 219V217H243ZM258 218H260V217L258 216ZM248 219H250V218H247V221H248ZM255 220H256V219H255ZM260 220H261V219H260ZM179 221H180V219H179ZM180 223H181V221H180ZM256 223H257V222H255V224H256ZM178 224H179V222H178ZM183 224H184V223H183ZM259 224L261 225V223H259ZM176 225H177V224H176ZM186 225H187V224H186ZM189 225H190V224H189ZM217 225H218V224H217ZM262 225H263V224H262ZM178 226H179V225H178ZM193 226H194V225H193ZM263 226H264V225H263ZM181 227H182V226H181ZM203 227H205V226H203ZM177 228H179V227H177ZM184 228H185V227H184ZM209 228H210V227H209ZM193 229H194V228H193ZM206 229H207V228H206ZM263 229H264V228H263ZM187 230H188V229H187ZM190 230H192V229H190ZM198 230H199V229H198ZM207 230H208V229H207ZM176 231H177V229H176ZM176 231H175V232H176ZM184 232H185V231H184ZM199 232H200V231H199ZM177 234H178V232H177ZM175 236H176V235H175ZM179 237H180V236H179ZM203 237H205V236H203ZM175 238H176V237H174V239H173L174 241H175ZM205 238H207V237H205ZM177 239H178V238H177ZM179 240H180V238H179ZM186 240H187V239H186ZM199 241H200V240H199ZM205 241H206V240H205ZM181 242H182V241H181ZM181 242H180V244H181ZM177 243H179V241H178ZM176 245H178V244H176ZM178 246H179V245H178ZM169 253H170V252H169ZM165 259H166V258H165ZM209 261H210V260H209ZM161 262H162V261H161ZM227 262H228V261H227ZM160 264H161V263H160ZM209 264H210V263H209ZM211 264H214V263H211ZM230 264H231V263H230Z\"/></svg>",
  "mask_w": 264,
  "mask_h": 264
}]
</instances>
